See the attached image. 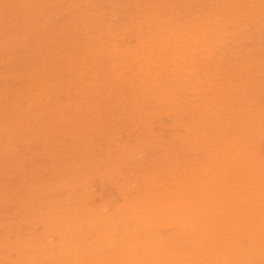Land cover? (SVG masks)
<instances>
[{"label":"rangeland","instance_id":"374dc122","mask_svg":"<svg viewBox=\"0 0 264 264\" xmlns=\"http://www.w3.org/2000/svg\"><path fill=\"white\" fill-rule=\"evenodd\" d=\"M208 1L210 3H208ZM236 1H240V2H236ZM229 2H230V4H229ZM233 2H236V3H233ZM248 3H249V5H248ZM50 4H51V6H50ZM168 4H169V6H168ZM219 4H220L221 8H219ZM232 4H233V6H231ZM236 5H237V7H235ZM157 7H159V8H157ZM256 8H257V11H256ZM219 9H220V11H219ZM258 9H260V10H258ZM169 11H171V12H169ZM242 12H244V13H242ZM259 12H261V13H259ZM238 13H239V15H238ZM145 14H147V15L145 16ZM248 14H250V15H248ZM211 16H212V18H211ZM218 16L219 17L221 16V18H219ZM149 17L150 18L152 17L153 19L152 18L150 19ZM215 17H218L219 19H217ZM45 19H47L48 21ZM149 19H150V21H149ZM136 20H139V21L136 22ZM153 20L156 22H154ZM142 21H143V23H141ZM179 21H181V22H179ZM205 21H207V23ZM209 21L212 23H208ZM215 21H218L220 23L223 21V23L218 26L217 25L218 22H215ZM145 23H147V24H145ZM181 23H184V24H181ZM215 23H216V25H215ZM208 24H211V25H208ZM41 25H42V27H41ZM200 28H202V29H200ZM211 28L214 29V31H212ZM145 29H146V31H145ZM178 29H179V31H178ZM139 30H141L142 32L140 31L139 33H137ZM187 30L190 34L187 32V35H186ZM199 30H201V31H199ZM205 30H206V32H204ZM58 31H60V32H58ZM182 31H184V32H182ZM221 31L223 32V34ZM229 31H231L233 33L229 32ZM103 32H105V33H103ZM176 32L179 34H177ZM134 33H136V35ZM227 33H228V35H227ZM224 34H226V35H224ZM154 35H155V37H154ZM203 35H204V37H203ZM245 35H246V37H245ZM163 36H165V37H163ZM92 37H94V38H92ZM166 37H167V39H166ZM205 37L206 38L208 37L207 39L210 41H208ZM160 38H161V40L159 41ZM162 38H163V40H162ZM180 38H183V39H180ZM186 38H187V40H186ZM191 38L193 39V41ZM196 38H197V40H195ZM224 39H226V40L222 41ZM103 40H105V41H103ZM152 40H153V42H152ZM167 40H168L167 43L169 45L166 44ZM201 40H202V42H201L202 44L199 43ZM101 41H102V43H101ZM218 41L219 42L221 41L223 43V45L219 46L221 42L219 43ZM234 41H236V42H234ZM160 43H162V44L160 45ZM233 43H234V45H233ZM149 44H152V45H149ZM205 44H206V46H205ZM144 45H146V46L143 47ZM165 45L168 48L164 47ZM202 45H203V48H205V47L209 48V49L206 48L208 51H206V50L203 51ZM174 46L176 47V50H175ZM209 46H212L213 48L212 47L210 48ZM37 47H39V48H37ZM98 47L99 48L102 47V48L99 49ZM125 47H127V48H125ZM153 47L154 48L157 47V48L153 49ZM183 47H184V49L186 48L185 52L182 50ZM199 47H201V48H199ZM256 47H258V48H256ZM111 48H115V49L111 50ZM147 48H148V50L150 49L151 54H150V52L148 53ZM196 48L198 50H196ZM214 48H217V49H214ZM179 49H180V52H178ZM192 49H194V50L192 51ZM234 49H237V51ZM115 50H117V51H115ZM142 50L144 52H141ZM106 51H108V52H106ZM126 51H128V53ZM133 52H134V54L132 55L131 53H133ZM175 52H176V54H175ZM192 52H194V53L192 54ZM208 52H210V53H208ZM212 52L216 56L212 55ZM189 53H190L189 56H191V57L193 56L192 58L188 56ZM200 53H202L204 57ZM152 54H154V55H152ZM170 54H171V56H170ZM172 54H174V55H172ZM205 54L207 56L209 54L212 56L210 58V55H209L208 56L209 58H208ZM136 55H139V56H136ZM147 55H149V57ZM156 55H158V56H156ZM179 55H180V58H179ZM182 55L185 56V57H183V59H182ZM197 55L199 57H197ZM255 56H257V57H255ZM124 57L126 58L127 61L125 60ZM135 57H137V58H135ZM216 57L219 58L220 60L217 59ZM117 58L120 61H118ZM190 58L192 59V61ZM212 58H213V61H211ZM240 58H242V59H240ZM177 59L178 60L180 59V61H178ZM185 59L186 60L189 59V61H191V62H189V61L187 62V61H185ZM195 59H197V61L193 62ZM215 59H217V60H215ZM205 60L207 63L205 62ZM134 61H136V62H134ZM263 61H264V0H152V1L151 0H17V1L16 0H0V151H1L0 152V227H1L0 228V247H1V249H0V264H10V263L11 264H29V263H31V264H82V263L90 264V263H93L92 262L93 260L96 263L97 258L100 259V256H102L106 259L109 255H110V257H108L107 260H108V262L111 261V263H113L116 261V259L118 258V255H119V252L117 255V250L119 251L120 250L119 248H121L123 250V246L126 247V245L128 244V241L130 244L134 241H137V240L144 241V240H147L148 238L151 239V241H154V239H155V241L153 243L157 242L158 239H159V241L163 240V242H160V243L162 245V248H164V249L167 248L165 250V252L169 256H175L179 253H182V252L184 253L186 251H191V253H194L195 252L194 250H196L197 248L201 249V247L203 245V250L198 249L199 251L198 250L196 251V252H200V254H201L207 249L206 247L210 248L208 246V243H206V242L208 241L210 243L211 239H209V238H213L212 240L215 241L216 245L218 246L219 253L220 254L222 253V255L225 251L227 253H228V251L232 252V250H233L232 248L233 247L235 248L233 250L234 251L233 253H231V252L229 253L231 256L233 254L232 257L229 255L231 257L230 261L232 262V263L231 262L229 263V261H228L229 264H244V263H247V264H257V263L258 264H264V258H263L264 257V255H263L264 254V238H263L264 237L263 236L264 235V228H263L264 227V222H263L264 221V216H263L264 215V207H263L264 206V204H263L264 203V196H262V195H264V192L262 191V190H264V186H263V184H264V178H263L264 177L263 176L264 171L262 172V170H264V162H262V161H264V129H263L264 128V119H263L264 118V63H263ZM144 62H147V63H144ZM173 62L175 64V66H174ZM140 63H142V64H140ZM126 64H129V65H126ZM153 64H154V67H153ZM198 64H199V66H198ZM247 64H250V65L248 66ZM118 65H120V66H118ZM132 65H133V67H132ZM166 65H167V67H166ZM178 65H181V66L179 67ZM206 65H208V66H206ZM216 65L218 66V68ZM240 65H241V67H240ZM100 66H102L101 69H100ZM172 66H174V68ZM176 66L178 67V69ZM185 66L187 67V71H188V69H190L188 71V72H190L189 74H187ZM201 66H203V67H201ZM242 66L243 67L247 66V68L244 67V69H241V68H243ZM112 67H114V68H112ZM148 67H150V68H148ZM162 67L164 69L165 68L166 69L163 70ZM170 67H172L174 70ZM144 68H146V69H144ZM161 68H162V70H161ZM194 68L196 70H194ZM214 68H215V70L213 71ZM250 68H251V71H249ZM191 69H193V70H191ZM112 70H113V72H111ZM142 70H145V71L142 72ZM179 70H180V72H179ZM202 70H203V74H205V76L207 74L208 76L204 77V75L202 74ZM78 71L81 73H78ZM120 71H122V72H120ZM136 71H138V72H136ZM170 71L174 72L175 75H174V73H171ZM204 71H205V73H204ZM123 72H124V74H123ZM182 72H183V74H182ZM191 72H193V73H191ZM194 73L197 75H195ZM211 73L214 75L211 76ZM114 74H116V75H114ZM198 74H199V76H198ZM215 74H216V76H215ZM228 74H229V76H228ZM187 75H189V76H187ZM221 75H222V77H221ZM252 75H253V77H252ZM124 77H126V78H124ZM196 77L201 78L199 80L200 82L202 80V77H204L206 80L210 79L211 82H209V80H208V83H206L205 79L203 78L204 83L202 81V83H203L202 84V83H199L197 81V79H195ZM172 78L174 80H172ZM211 78H213V79H211ZM227 78L230 82H228V80H226ZM79 79H80V81H79ZM119 80H120V82H119ZM130 80H132V81H130ZM154 80L156 82H154ZM194 80H196L198 82L197 86H199V87H197L195 85L196 81H194ZM217 80H218V82H217ZM239 80H241V81H239ZM186 82H188V83L186 84ZM214 82L215 83L217 82V83L214 84ZM86 83L88 84V87H87ZM69 84H71V85H69ZM192 84H194L197 89L200 88L199 90H201V91L200 92L197 91L195 86ZM212 84H214V85H212ZM54 85L55 86L57 85V86L55 87ZM188 85H189V87H186ZM191 85L195 89H193V87ZM208 85L211 86L212 88L209 87ZM219 85H221V86H219ZM228 85L229 86L233 85V86L229 87ZM49 86H50V88H49ZM92 86H94V87H92ZM205 86L207 88H209L208 90L206 89L207 91H205V88H206ZM215 86H216V88H215ZM53 87H54V89H53ZM76 88H78V89H76ZM203 88H204V90H202ZM230 88H232V89H230ZM50 89H52L53 91ZM66 89H68V90H66ZM188 89H189V91H188ZM190 89H192V90L190 91ZM211 89H213V90H211ZM241 89H243V90H241ZM247 89H249V90H247ZM87 90H90V91H87ZM162 90H164V91H162ZM257 90H258V92H257ZM37 91H38V93H36V94L38 96L36 94H34ZM166 91L167 92L169 91V92L167 93ZM228 91H229V93H228ZM251 91H253V92L251 93ZM171 92H173L172 95H171ZM210 92H211V96H210ZM201 93L203 95V97H201L202 99L199 98L200 96H202ZM28 95H30V96H28ZM165 95H167V96H165ZM190 95L194 98L193 99L190 98ZM164 96L167 97V100ZM170 96H172V97H170ZM208 96H209V99L206 100V97L208 98ZM220 96H221V98H220ZM31 97H33V98L31 99ZM162 97L165 98V100ZM85 98H87V99H85ZM177 98L178 99L181 98V100L179 101ZM237 98H238V101H236ZM159 99H160V101H159ZM183 99H185L184 102H182ZM78 100H80V101L82 100V101L78 102ZM200 100H201V102L202 101L203 102L200 103ZM87 101H89L90 103ZM172 101H174V102L172 103ZM211 101H214V103L216 102V104H214ZM226 101H227V103H226ZM193 102H197V106H199V107L195 106L197 108L192 109L194 106ZM204 102H205V104H204ZM26 103H27V105H26ZM210 103H211V105H210ZM225 103H226V108L224 107ZM70 104H72V105H70ZM202 104H204V105H202ZM239 104H241V105H239ZM30 105H32V106L30 107ZM169 105H170V107H169ZM171 105L172 106L177 105V106L172 107ZM208 105H210V107ZM79 106H80V108H79ZM180 106H181V109L180 108L178 109V107H180ZM221 106H222V108H220ZM236 106H238V107L236 108ZM64 108H65V110H63ZM216 108H217V110H216ZM257 108H258V110H257ZM174 109H175V111H173ZM184 109L186 110V112ZM203 109H205V110H203ZM208 109H209V112L211 110L210 113L206 112V111H208ZM35 110L37 111L36 112L37 114L34 112ZM39 110L41 112H39ZM193 110H195V111H193ZM235 111H236V113H235ZM26 112H27V114H26ZM51 112H53V113H51ZM216 112H218V113H216ZM43 113H44V115H43ZM56 113H58V114H56ZM260 113H262V114H260ZM208 114H210V115H208ZM33 115H34V117H33ZM192 115H194L195 118ZM188 117H190V119ZM236 118H239V119H236ZM195 119L196 120L198 119V120L196 121ZM221 119H222V122L224 121L223 123L221 121H219ZM226 119H227V121H226ZM259 119H261V120H259ZM29 120H31V121H29ZM51 120H53V121L51 122ZM184 120L187 122H184V123L181 122ZM189 120H192V121L190 122ZM215 120H217V121H215ZM209 121H210V123H209ZM257 121H258V123H257ZM169 122H171V123H169ZM177 122L179 123L180 128L178 127ZM236 122L238 123V125H236ZM242 122H244V123H242ZM50 123H51V126H50ZM190 123H191V126L194 125V127L187 126ZM203 123H204V125L205 124L206 125L204 126ZM216 123L218 125H216ZM182 124H184V125H182ZM182 126H184V127L182 128ZM172 127H173V129H171ZM196 127H197V129H196ZM238 127H240V129ZM174 128H176V129H174ZM193 128H195L196 130H194ZM246 128H248V129L246 130ZM192 129H193V132H192ZM222 129H224V130H222ZM178 130H179V132H178ZM189 130H191V131H189ZM239 130H241V133L239 132ZM244 130H246V133ZM259 130H260V132H259ZM42 131H44V133ZM194 131H195V134H194ZM50 133H51V135H50ZM182 133L184 135L187 134L184 136L185 140H183V134ZM192 133H193V135H192ZM177 134L180 137V138H178V140H176L178 137ZM179 134H182V136ZM188 134H190L191 136H189ZM125 135H126V138H125ZM172 135H173V137H172ZM195 135H196V137H195ZM229 135L231 137H228ZM234 135H235V137L237 136L236 139L234 138ZM192 136H194V138ZM174 137H175V139H174ZM211 137H212V140H211ZM195 138H196V141L193 143ZM136 139H138V141ZM240 139H242V140H240ZM243 139H245V140H243ZM151 140H153V141H151ZM179 140L180 141L182 140V142H180ZM226 140H228V141H226ZM185 141H186V143H185ZM205 142H206V144H205ZM144 143H146V145ZM85 144H87V145H85ZM122 145H123V147H122ZM193 145H195V146H193ZM196 145H198V146H196ZM241 145H243V146H241ZM232 146H235V147H232ZM180 147H182L183 149ZM242 147L244 148V150ZM166 149H168V150H166ZM189 149H190V151H189ZM237 149H239V150H237ZM173 150H174V152H173ZM220 150H222V151H220ZM224 150H225V153H229L232 151L235 153V150H236L237 154L234 155V153L232 152L233 154H230V156H231L230 157L229 154L227 155L224 153V156H223L222 154H223ZM241 150H242V155L240 152ZM50 151H54V152H52L53 155L51 153H49ZM176 151H177V153L174 154ZM212 151H213V154H214V157L216 158V160L218 161V159H219L218 162H216V160H214L213 156H210ZM160 152H161V154H159ZM218 152L221 155L218 154ZM249 152H250V154H248ZM163 153L165 156L163 155ZM245 154L246 155L248 154L247 156L248 157L250 156V157L248 158L247 156H245ZM106 155H108V156L106 157ZM225 155H227V159H228V157H230L228 161H227ZM236 155H238V156H236ZM239 155H240V158H239ZM175 156H176V158H175ZM255 156H256V158H255ZM252 157H254L253 160H252ZM174 158L176 161L173 160ZM209 158L211 159L212 162L214 161V163L210 162ZM231 158H233V159H231ZM250 158H251V160H250ZM259 158H260V160H259ZM68 159H70V160H68ZM223 159H224V162H227V163H224ZM67 160H68V162H67ZM73 160H74V162H73ZM161 160H163L164 164H162L163 162ZM238 160L240 161V164L243 162L241 164V167L239 165ZM247 160H249V162ZM169 161H171V162H169ZM179 161H180V163H179ZM220 162L222 163L221 167H220ZM245 162H246V164H245ZM132 163H134V164H132ZM176 163H177V165H176ZM208 163L211 165H209ZM251 163H252V165H251ZM143 164H145L146 166ZM158 164H159L160 168H157V167H159ZM169 164H170V166H169ZM173 164H174V166H177V167L175 168L173 166ZM204 164L207 165L206 167H207L208 171H206V169H205L206 167H204ZM247 164H248V168L245 167V166H247ZM183 165H184V167H183ZM198 165H200V166L198 167ZM261 165L263 167H260L261 168L260 169L259 166H261ZM162 166H163V168H162ZM196 166H197V168H196ZM237 166H238V168H236ZM49 167H51V168L53 167L55 169H53V168L51 169ZM56 167H57V169H56ZM203 167H204V169H203ZM181 168L183 170H181ZM198 168H199V170H198ZM225 168H227V169H225ZM241 168H243V169H241ZM256 168H257V171H256ZM148 169H149V172H148ZM161 169H162V171H161ZM177 169H178V171H177ZM221 169L223 170L224 174H223ZM245 169H247V170H245ZM248 169H249V172H248ZM251 169H253V170H251ZM179 170H181V171H179ZM226 170L228 172H230L229 175H228V172H225ZM250 170H251V172H250ZM241 171H242V174H241ZM255 171H256V174H254ZM159 172H160V174H159ZM177 172H178V174H177ZM203 172H205L206 175ZM214 172L216 175L218 173L219 174L222 173V174H220V175H222L221 176L222 178L219 175H217V179H216V175L215 174L213 175ZM155 173H157V174H155ZM165 173H167L168 176H167V174L165 175ZM252 173L254 174V176L253 175L250 176V174H252ZM170 174L172 176L174 174V176L172 177ZM207 174H208V176H207ZM225 174H227L228 177ZM151 175L153 176L152 178H151ZM177 175H178V177H177ZM203 175H205V176H203ZM212 175L214 178L210 177ZM224 175L227 179L224 177ZM154 176H157V177H154ZM190 176L193 177L194 179H192ZM194 176H198V177H194ZM232 176H233V180H232ZM234 176H235V178H234ZM236 176L238 177V180H237ZM149 177L151 179H149ZM159 177H160V180H162V181L165 179V182L164 181H163L164 183L161 182L159 180ZM252 177H253V179H252ZM260 177H261V179H260ZM66 178H69V179H66ZM155 178L157 179L156 181H155ZM198 178L203 180V182H200V179H198ZM205 178H207V179L209 178L208 180H210V181H208ZM210 178H212V179H210ZM88 179H89V181H88ZM171 179H173V182L174 181L175 182L180 181L181 179L185 180V181L181 180V182L182 183L184 182L186 185L184 186V183L181 184V182H179V183L177 182V183L172 184V183H170V181L172 182ZM191 179H192V181H190ZM204 179H205V181H204ZM215 179H216V181L218 180L219 185L217 182L215 183ZM234 179H236V180H234ZM256 179H258V180H256ZM151 180L154 182L151 183L152 182ZM167 181H169V182H167ZM196 181H197V184L195 183ZM220 181H221V183H220ZM127 182H128V184H127ZM204 182H205V185H204ZM237 182L238 183L240 182L239 185ZM257 182H258V184H256ZM150 183L152 185L154 183L157 185L154 184L153 187H151ZM190 183L192 184V186ZM166 184H167V186H165ZM175 184H176V187H175ZM222 184H225L227 186L230 184L231 188L232 187L233 188L231 189L230 186H228L229 187L228 188L225 185H223L224 186L223 187ZM82 186H84V187H82ZM131 186L133 189L131 188ZM147 186H149V187H147ZM154 186L156 189H154ZM168 186H170V187H168ZM189 186H191V187H189ZM194 186H195V188H194ZM218 186H220V187L222 186L221 189ZM242 186H243V188H242ZM75 187H76V189H75ZM145 187H146V189H149V191L146 190ZM164 187H167L165 192L163 191ZM173 187H175V188H173ZM217 187H218V189H217ZM225 187H226V190L222 191V189H224ZM262 187H263V189H262ZM157 188H159V189H157ZM160 188H162V189H160ZM198 188H199V190H198ZM227 188H228V190H227ZM255 188H257V189H255ZM73 189H75L76 191ZM229 189L233 190V191H230ZM234 189H236V190H234ZM153 190L154 191L156 190V192H158V193H156V192L154 193ZM158 190H160V191H158ZM173 190H176L177 193H178V191H180L179 193H181V194L178 193L179 194L178 195L175 191V195H174V193H171V191L174 192ZM195 190H198V191H195ZM259 190H260V192H259ZM184 191H186V192L184 193ZM191 191H193L194 193ZM208 191H211L212 193L208 192ZM217 191H219V192L217 193ZM122 192H123V194H122ZM159 192H162V193H159ZM227 192H229L228 195H227ZM209 193L211 194V196ZM233 193H234V195H233ZM140 194L142 197L140 196ZM154 194L156 197L152 196ZM159 194H160V196H159ZM162 194H164L163 199L161 197ZM166 194H168L167 197L169 198V201H168L167 197H166V199H164ZM176 194L178 196H180V197H178L180 200H178ZM182 194L184 197L182 196ZM212 194L214 196L216 195L215 199L213 198L214 196ZM258 194L260 197L258 196ZM157 195L159 196V198ZM190 195H193V196L191 197ZM149 196H150L151 200H150V198H148V200L146 199ZM198 196H201V198L200 197L198 198ZM208 196H210L209 197L210 199L212 197L211 200H213L215 202L210 201ZM242 196H244V197H242ZM246 196H248V198ZM32 197H34L35 200ZM154 197L156 198V200H154L156 202H157V200L162 199L161 201H158L159 203L155 202L158 205L161 203H164V205L166 203L168 205H170V204H172V201H174V200L175 201H174V204H172L171 206L167 207L166 209L164 208L163 210H161L164 206H157L156 204H153L154 207L148 206L150 202H151L150 204H152L154 202L152 200V198H154ZM223 197L226 199H224ZM256 197H258L259 199L261 198V199L259 200ZM188 198H191V199L188 200ZM251 198H252V200H251ZM253 198H254V200H253ZM144 199H145L146 203H143V202H145ZM197 199H199V200H197ZM201 199H202L201 203H203L205 201L203 205L207 204L206 203L207 200L210 203L214 204L213 205V204H210L208 202V205H207L208 207L207 206L205 207V210H206L207 208L209 209L210 207L213 208L215 206L213 208V210L211 208L212 212L211 211L209 212L208 209H207V211L203 210V213L199 217H197V216L195 217L194 216V215H196L195 212H192L194 215L193 214L191 215V211H195L193 209V207L195 208V206H192V209L190 208L188 211H186V210L184 211V209H182L186 205V203H188L187 201H190L191 203L196 204V206L197 205L203 206L201 203L197 204V202H200ZM229 199H230L231 203L229 202ZM243 199L247 200L248 202L246 203L245 200L242 201ZM33 200L38 205H36L34 202H31ZM61 200L64 202L63 204H66V206L62 205ZM132 200H134V202ZM192 200H194L195 202ZM216 200H218V201H216ZM238 200H239V202H238ZM122 201H123V203H122ZM218 202H220L221 205ZM233 202H234V205H233ZM256 202H258V203H256ZM134 203L137 205H135ZM223 203L224 204L228 203V204H226L224 207H221L222 205H224ZM252 203H254V204H252ZM112 204H114V206ZM251 204H252V206H251ZM257 204H259V205H257ZM34 205H36V207ZM123 205H125L127 207H125ZM155 205L158 208L157 207L155 208ZM180 205H181L180 209L183 210L182 212L180 211V209L178 207ZM209 205H210V207H209ZM219 205H220V207H219ZM227 205H229V206H227ZM237 205H239V206H237ZM226 206H227V208H226ZM245 206H246V208H244ZM257 206L260 207L262 210L260 208H258ZM152 207L154 209H156L157 214L162 211L161 213H163V215L162 216H159V214L155 215L156 214V213H154L155 210L154 209H152L153 211L151 210ZM217 207H219V208H217ZM232 207H233V209H232ZM76 208H78V209H76ZM141 208H143L144 210L142 209L143 210L142 211ZM159 208H161V209H159ZM172 208H173V210H171L169 212V210ZM203 208H204V206H203ZM255 208L256 209L258 208V209L256 210ZM72 209H73V211H71ZM75 209H76V211H74ZM117 209H119V211ZM138 209L140 211H137ZM145 209L147 210L146 211L147 214L145 213ZM175 209L176 210L178 209V211H176ZM215 209H217V211L219 209L223 210V211L219 210L220 213L217 214L218 212ZM254 209L256 211H258V210L259 211L256 212ZM131 210H132V212H131ZM150 210H151V212H149ZM167 210H168V212H167ZM238 210H239V212H238ZM246 210H247V212H246ZM250 210H251V213H250ZM99 211H101V212H99ZM115 211H118V212H115ZM214 211H216L217 213L215 214ZM18 212H19V214H18ZM177 212H180V213H177ZM186 212H188V213L186 214ZM221 212H223V213H221ZM224 212L226 214H224ZM115 213H116V215H115ZM161 213H160V215H161ZM204 213L206 215L202 216ZM254 213H257V214L259 213V215L254 214ZM71 214H72V217H71ZM141 214H143L144 217L145 218L147 217L148 219L146 218L147 219L146 220V219L142 218L143 215L140 218L138 215L141 216ZM152 214H154L153 217H152ZM173 214H175V215H173ZM183 214H184V216H183ZM113 215L115 217H113ZM136 215L139 217L140 220L138 218L135 219ZM145 215H147V216H145ZM214 215H215V217H214ZM217 215L219 216L218 218L220 219L219 221H221V222L217 221L218 220ZM128 216L130 217V219H128L129 218ZM173 216H175V217L177 216L178 218L177 217L175 218ZM185 216H186V218H185ZM206 216H208L207 217L208 219L206 218ZM224 216L225 217L227 216L228 219L225 218ZM256 216H258V217H256ZM261 216H263V217H261ZM78 217H80V218H78ZM151 217H152L151 221L154 222V224H152V225H151L152 222L150 221ZM172 217H173V219H172ZM192 217H195V218H192ZM201 217H203V218H201ZM241 217H242V219H241ZM163 218H166V219H163ZM179 218H181V219H179ZM232 218H233V220H232ZM237 218L241 219V220H238ZM77 219H78V221H77ZM112 219H114V220H112ZM141 219H142V221H141ZM168 219H169V221H168ZM177 219H179V220H177ZM185 219H187L186 223H189V221H190V223L186 224V226L190 225L192 222V224L189 227L187 226V229H186V227L183 226V224H182L183 227L181 226V223H183V222L185 223ZM75 220L77 222H75ZM107 220H109V221H107ZM173 220H176L175 222H177L179 224H177V225L174 224ZM215 220H216V222H215ZM228 220H229V222H228ZM230 220H232L233 222H231ZM13 221H15V222H13ZM145 221H147V222H145ZM207 221L208 222L210 221V222L208 223ZM257 221H259V223ZM60 222L63 223V225H62L63 227L61 226ZM94 222H96L97 225ZM157 222H158V224H159V222L161 224L158 225ZM241 222H242V224H241ZM255 222H257V223H255ZM9 223H10V225H9ZM58 223H60V224H58ZM112 223H114V224H112ZM126 223H127V226L130 224V227L126 228ZM198 223H199V225H198ZM212 223L213 224L216 223L217 226L219 224L220 225H219V227H216V225L215 224L213 225ZM227 223H229V224H227ZM243 223H244V225H243ZM147 224L151 225L152 229ZM222 224L224 225V227ZM237 224H239L240 226ZM106 225L107 226L109 225L108 229H107ZM131 225H132V227H131ZM156 225H158V226H156ZM167 225H170V226H167ZM257 225H259V226H257ZM114 226H115V228H114ZM146 226H148V228ZM238 226H239V228L241 227L242 230L238 229ZM261 226H263V227H261ZM109 227H111L112 229ZM258 227L261 229H258ZM74 228L76 229L75 231H74ZM96 228H97V230H94ZM130 228H132V229H130ZM190 228H191V230H190ZM210 228L211 229L214 228V229L210 230ZM59 229H61L62 231ZM227 229H228V232H227ZM29 230H30V232H29ZM185 230H186V232H185ZM187 230H190V231L187 232ZM246 230H249V231L246 232ZM255 230H257V233ZM105 231L109 233L108 234L109 236H106L107 234ZM111 231H113V232H111ZM172 231H173V233H172ZM221 231H222V233H221ZM260 231H262V232H260ZM91 232H93V233H91ZM151 232H156L157 234L156 233L153 234ZM223 232H225L226 234ZM74 233H76V234L74 235ZM136 233H137V235H136ZM110 234H112V235L110 236ZM219 234H220V236H218ZM248 234L249 235L254 234V235L248 236ZM89 235L91 237H89ZM135 235H136V237H135ZM150 235L151 236L155 235L154 237L152 236V238H154V239H152ZM157 235L160 237H157ZM167 235H170L169 238ZM44 236H46L45 238L49 239V241L48 240L46 241ZM69 236L72 238H69ZM102 236L104 237V239L102 238ZM181 236L183 238H181ZM30 237H31V239H30ZM107 237H108V239H107ZM85 238H87V240ZM88 238H89V240H88ZM134 238H136V239H134ZM232 238H234V239H232ZM259 238L261 239L260 241H259ZM71 239H72V241H71ZM105 239H107L111 242L108 241V243L106 242L107 244H105ZM168 239H169V241H168ZM196 239H197V241H196ZM216 240H218V241H216ZM32 241H33V243H32ZM70 241L74 242L75 245H77V246H75L74 243H73V245H71L72 243L70 244ZM159 241H158V243H159ZM198 241L203 242V243H200V242L198 243ZM219 241H220V243L222 241V243L221 244L218 243ZM229 241L231 243H228ZM253 241H255V242H253ZM91 242L92 243L94 242L95 245L91 244ZM113 242H114V244H112ZM47 243H49V244H47ZM58 243H60V244H58ZM103 243H104V245H103ZM1 244H3V245H1ZM57 244H58V246H57ZM182 244H183V246H182ZM198 244H200V245H198ZM229 244L230 245L232 244L233 246L232 245L230 246ZM236 244H238V245H236ZM226 245H228L229 247ZM221 246H222V248H221ZM223 246H225V247H223ZM254 246L256 247V249ZM91 247L94 249L90 250ZM262 247H263V249H261ZM75 248H77V249H75ZM170 248H172L173 250ZM78 249L80 251H78ZM226 249H228V250H226ZM245 250H246L245 253H247L248 255L247 254L245 255V253H244ZM248 250H249V252H248ZM168 252H169V254H168ZM226 252L224 253V255L227 254ZM105 254H107V255H105ZM112 254H113V256H112ZM238 255L241 258H239ZM242 256H245V257H242ZM84 257H86V258L83 259ZM102 257H101V259L105 260ZM69 258H70V260H68ZM81 258H82V260H81ZM232 258H234V261ZM33 260H34V262H33ZM90 260H91V262H90ZM174 260L176 261L177 259H174ZM174 260H172V261L175 264ZM85 261L87 263H85ZM252 261H253V263H251Z\"/></svg>","mask_w":264,"mask_h":264},{"label":"bare ground","instance_id":"6f19581e","mask_svg":"<svg viewBox=\"0 0 264 264\" xmlns=\"http://www.w3.org/2000/svg\"><path fill=\"white\" fill-rule=\"evenodd\" d=\"M16 1H17V0H16ZM151 1H152V0H151ZM82 2H83V1H82ZM172 2H173V1H172ZM223 2H224V1H223ZM236 2H240V1H236ZM236 2H233V3H236ZM258 2H259V1H258ZM22 3H23V2H22ZM208 3H210V2L208 1ZM249 3H250V2H249ZM249 3H248V5H249ZM255 3H256V2H255ZM114 4H115V3H114ZM149 4H150V3H149ZM226 4H227V3H226ZM229 4H230V2H229ZM261 4H262V3H261ZM164 5H165V4H164ZM48 6H49V5H48ZM50 6H51V4H50ZM168 6H169V4H168ZM172 6H173V5H172ZM172 6H171V7H172ZM227 6H228V5H227ZM229 6H230V5H229ZM231 6H233V4H232ZM154 7H155V6H154ZM165 7H166V6H165ZM224 7H225V6H224ZM224 7H223V8H224ZM235 7H237V5H236ZM239 7H240V6H239ZM242 7H243V6H242ZM254 7H255V6H254ZM47 8H48V7H47ZM150 8H151V7H150ZM157 8H159V7H157ZM181 8H182V7H181ZM219 8H221V7H220V4H219ZM260 8H261V7H260ZM24 9H25V8H24ZM160 9H161V8H160ZM177 9H178V8H177ZM179 9H180V8H179ZM227 9H228V8H227ZM227 9H226V10H227ZM243 9H244V8H243ZM209 10H210V9H209ZM214 10H215V9H214ZM246 10H247V9H246ZM258 10H260V9H258ZM261 10H262V9H261ZM172 11H173V10H172ZM175 11H176V10H175ZM219 11H220V9H219ZM221 11H222V10H221ZM227 11H228V10H227ZM242 11H243V10H242ZM256 11H257V8H256ZM153 12H154V11H153ZM169 12H171V11H169ZM27 13H28V12H27ZM205 13H206V12H205ZM220 13H221V12H220ZM242 13H244V12H242ZM259 13H261V12H259ZM259 13H258V14H259ZM153 14H154V13H153ZM214 14H215V13H214ZM254 14H255V13H254ZM55 15H56V14H55ZM146 15H147V14H145V16H146ZM151 15H152V14H151ZM155 15H156V14H155ZM204 15H205V14H204ZM238 15H239V13H238ZM248 15H250V14H248ZM260 15H261V14H260ZM145 16H144V17H145ZM213 16H214V15H213ZM216 16H217V15H216ZM152 17H153V16H152ZM152 17H151V18H152ZM172 17H173V16H172ZM196 17H197V16H196ZM218 17H219V16H218ZM218 17H215V18H217V19L221 18V16H220L219 18H218ZM48 18H49V17H48ZM54 18H55V17H54ZM149 18H150V17H149ZM151 18H150V19H151ZM194 18H195V17H194ZM211 18H212V16H211ZM226 18H227V17H226ZM230 18H231V17H230ZM243 18H244V17H243ZM49 19H50V18H49ZM150 19H149V21H150ZM152 19H153V18H152ZM160 19H161V18H160ZM169 19H170V18H169ZM213 19H214V18H213ZM233 19H234V18H233ZM238 19H239V18H238ZM252 19H253V18H252ZM45 20H47V19H45ZM63 20H64V19H63ZM134 20H135V19H134ZM154 20H155V19H154ZM154 20H153V21H154ZM200 20H201V19H200ZM221 20H222V19H221ZM47 21H48V20H47ZM137 21H139V20H136V22H137ZM151 21H152V20H151ZM201 21H202V20H201ZM210 21H211V20H210ZM210 21H209L208 23H212V22H210ZM212 21H213V20H212ZM154 22H156V21H154ZM159 22H160V21H159ZM159 22H158V23H159ZM179 22H181V21H179ZM205 22L207 23V21H205ZM215 22H218V21H215ZM229 22H230V21H229ZM231 22H232V21H231ZM251 22H252V21H251ZM258 22H259V21H258ZM43 23H44V22H43ZM141 23H143V21H142ZM149 23H150V22H149ZM192 23H193V22H192ZM196 23H197V22H196ZM222 23H223V21H222L221 23L218 22L217 25L219 26V25L222 24ZM242 23H243V22H242ZM67 24H68V23H67ZM145 24H147V23H145ZM150 24H151V23H150ZM181 24H184V23H181ZM243 24H244V23H243ZM161 25H162V24H161ZM165 25H166V24H165ZM190 25H191V24H190ZM201 25H202V24H201ZM208 25H211V24H208ZM213 25H214V24H213ZM215 25H216V23H215ZM234 25H235V24H234ZM37 26H38V25H37ZM139 26H140V25H139ZM227 26H228V25H227ZM41 27H42V25H41ZM146 27H147V26H146ZM170 27H171V26H170ZM212 27H213V26H212ZM239 27H240V26H239ZM92 28H93V27H92ZM157 28H158V27H157ZM205 28H206V27H205ZM213 28H214V27H213ZM149 29H150V28H149ZM195 29H196V28H195ZM200 29H202V28H200ZM206 29H207V28H206ZM211 29H212V28H211ZM211 29H210V30H211ZM240 29H241V28H240ZM41 30H42V29H41ZM164 30H165V29H164ZM210 30H209V31H210ZM241 30H242V29H241ZM140 31H141V30H139L137 33H139ZM145 31H146V29H145ZM178 31H179V29H178ZM184 31H185V30H184ZM184 31H182V32H184ZM199 31H201V30H199ZM212 31H214V29H212ZM21 32H22V31H21ZM48 32H49V31H48ZM58 32H60V31H58ZM98 32H99V31H98ZM141 32H142V31H141ZM168 32H169V31H168ZM171 32H172V31H171ZM171 32H170V33H171ZM187 32H188V30L186 31V35H187ZM204 32H206V30H205ZM210 32H211V31H210ZM210 32H209V33H210ZM221 32H222V31H221ZM229 32H231V31H229ZM15 33H16V32H15ZM18 33H19V32H18ZM103 33H105V32H103ZM176 33H177V32H176ZM180 33H181V32H180ZM188 33H189V32H188ZM201 33H202V32H201ZM231 33H233V32H231ZM114 34H115V33H114ZM134 34L136 35V33H134ZM149 34H150V33H149ZM153 34H154V33H153ZM177 34H179V33H177ZM189 34H190V33H189ZM207 34H208V33H207ZM207 34H206V35H207ZM213 34H214V33H213ZM217 34H218V33H217ZM222 34H223V32H222ZM49 35H50V34H49ZM161 35H162V34H161ZM208 35H209V34H208ZM215 35H216V34H215ZM224 35H226V34H224ZM227 35H228V33H227ZM235 35H236V34H235ZM33 36H34V35H33ZM152 36H153V35H152ZM188 36H189V35H188ZM188 36H187V37H188ZM138 37H139V36H138ZM154 37H155V35H154ZM161 37H162V36H161ZM163 37H165V36H163ZM178 37H179V36H178ZM203 37H204V35H203ZM213 37H214V36H213ZM229 37H230V36H229ZM245 37H246V35H245ZM34 38H35V37H34ZM56 38H57V37H56ZM92 38H94V37H92ZM115 38H116V37H115ZM119 38H120V37H119ZM151 38H152V37H151ZM151 38H150V39H151ZM205 38H206V37H205ZM207 38H208V37H207ZM207 38H206V39H207ZM215 38H216V37H215ZM220 38H221V37H220ZM121 39H122V38H121ZM166 39H167V37H166ZM180 39H183V38H180ZM191 39H192V38H191ZM198 39H199V38H198ZM210 39H211V38H210ZM212 39H213V38H212ZM26 40H27V39H26ZM140 40H141V39H140ZM148 40H149V39H148ZM154 40H155V39H154ZM160 40H161V38L159 39V41H160ZM162 40H163V38H162ZM164 40H165V39H164ZM186 40H187V38H186ZM195 40H197V38H196ZM207 40H208V39H207ZM225 40H226V39H224V40H222V41H225ZM246 40H247V39H246ZM246 40H245V41H246ZM10 41H11V40H10ZM103 41H105V40H103ZM142 41H143V40H142ZM170 41H171V40H170ZM183 41H184V40H183ZM192 41H193V39H192ZM208 41H210V40H208ZM211 41H212V40H211ZM215 41H216V40H215ZM231 41H232V40H231ZM237 41H238V40H237ZM147 42H148V41H147ZM152 42H153V40H152ZM155 42H156V41H155ZM155 42H154V43H155ZM167 42H168V40L166 41V44H168ZM194 42H195V41H194ZM201 42H202V40H201L199 43H201ZM213 42H214V41H213ZM216 42H217V41H216ZM218 42H219V41H218ZM220 42H221V41H220ZM220 42H219V43H220ZM234 42H236V41H234ZM101 43H102V41H101ZM111 43H112V42H111ZM111 43H110V44H111ZM138 43H139V42H138ZM138 43H137V44H138ZM206 43H207V42H206ZM209 43H210V42H209ZM221 43H222V42H221ZM221 43H220L219 46L223 45V43H222V44H221ZM113 44H114V43H113ZM113 44H112V45H113ZM161 44H162V43H160V45H161ZM163 44H164V43H163ZM182 44H183V43H182ZM190 44H191V43H190ZM190 44H189V45H190ZM201 44H202V43H201ZM231 44H232V43H231ZM43 45H44V44H43ZM70 45H71V44H70ZM132 45H133V44H132ZM132 45H131V46H132ZM146 45H147V44H146ZM146 45H144L143 47H145ZM149 45H152V44H149ZM168 45H169V44H168ZM178 45H179V44H178ZM186 45H187V44H186ZM203 45H204V44H203ZM203 45H202V48H203ZM233 45H234V43H233ZM67 46H68V45H67ZM102 46H103V45H102ZM106 46H107V45H106ZM139 46H140V45H139ZM170 46H171V45H170ZM194 46H195V45H194ZM205 46H206V44H205ZM228 46H229V45H228ZM33 47H34V46H33ZM164 47H167V46L165 45ZM174 47H175V46H174ZM179 47H180V46H179ZM187 47H188V46H187ZM190 47H191V46H190ZM195 47H196V46H195ZM209 47L211 48L212 46H209ZM229 47H230V46H229ZM229 47H228V48H229ZM37 48H39V47H37ZM98 48H99V47H98ZM101 48H102V47H101ZM101 48H99V49H101ZM125 48H127V47H125ZM125 48H124V49H125ZM138 48H139V47H138ZM138 48H137V49H138ZM148 48H149V47H148ZM148 48H147V50H148ZM155 48H157V47H155ZM155 48L153 47V49H155ZM158 48H159V47H158ZM167 48H168V47H167ZM199 48H201V47H199ZM206 48H207V47L203 48V51H204V50L208 51L207 49H209V48H207V49H206ZM212 48H213V47H212ZM256 48H258V47H256ZM35 49H36V48H35ZM60 49H61V48H60ZM68 49H69V48H68ZM109 49H110V48H109ZM112 49H115V48H111V50H112ZM124 49H123V50H124ZM159 49H160V48H159ZM180 49H181V48H180ZM180 49H179L178 52H180ZM185 49H186V48H185ZM185 49H184V47H183L182 50L185 52ZM214 49H217V48H214ZM239 49H240V48H239ZM254 49H255V48H254ZM118 50H119V49H118ZM120 50H121V49H120ZM172 50H173V49H172ZM175 50H176V47H175ZM189 50H190V49H189ZM193 50H194V49H192V51H193ZM196 50H198V49L196 48ZM196 50H195V51H196ZM234 50L237 51V49H234ZM35 51H36V50H35ZM115 51H117V50H115ZM115 51H114V52H115ZM133 51H134V50H133ZM173 51H174V50H173ZM173 51H172V52H173ZM195 51H194V52H195ZM219 51H220V50H219ZM248 51H249V50H248ZM248 51H247V52H248ZM106 52H108V51H106ZM126 52L128 53V51H126ZM141 52H144V51L142 50ZM149 52H150V49L148 50V53H149ZM172 52H171V53H172ZM176 52H177V51H176ZM176 52H175V54H176ZM178 52H177V53H178ZM194 52H192V54H193ZM34 53H35V52H34ZM109 53H110V52H109ZM187 53H188V52H187ZM195 53H196V52H195ZM208 53H210V52H208ZM208 53H207V54H208ZM229 53H230V52H229ZM113 54H114V53H113ZM113 54H112V55H113ZM121 54H122V53H121ZM131 54L133 55L134 52L131 53ZM150 54H151V52H150ZM150 54H149V55H150ZM180 54H181V53H180ZM200 54H202V53H200ZM16 55H17V54H16ZM67 55H68V54H67ZM114 55H115V54H114ZM139 55H140V54H139ZM139 55H136V56H139ZM149 55H147V56L149 57ZM152 55H154V54H152ZM172 55H174V54H172ZM185 55H186V54H185ZM189 55H190V53L188 54V56H189ZM205 55H206V54H205ZM209 55H210V54H209ZM209 55H208V56H209ZM212 55H215V54H213V52H212ZM212 55H210V58H211ZM110 56H111V55H110ZM144 56H145V55H144ZM156 56H158V55H156ZM163 56H164V55H163ZM170 56H171V54H170ZM202 56H203V54H202ZM206 56H207V55H206ZM206 56H205V57H206ZM208 56H207V57H208ZM215 56H216V55H215ZM50 57H51V56H50ZM125 57H126V56H125ZM125 57H124V58H125ZM142 57H143V56H142ZM148 57H147V58H148ZM173 57H174V56H173ZM183 57H185V56L182 55V59H183ZM186 57H187V56H186ZM189 57H191V56H189ZM192 57H193V56H192ZM192 57H191V58H192ZM197 57H199V56L197 55ZM203 57H204V56H203ZM218 57H219V56H218ZM255 57H257V56H255ZM68 58H69V57H68ZM68 58H67V59H68ZM70 58H71V57H70ZM118 58H119V57H118ZM118 58H117V60H118ZM120 58H121V57H120ZM135 58H137V57H135ZM140 58H141V57H140ZM151 58H152V57H151ZM151 58H150V59H151ZM162 58H163V57H162ZM174 58H175V57H174ZM179 58H180V55H179ZM187 58H188V57H187ZM191 58H190V59H191ZM194 58H195V57H194ZM194 58H193V59H194ZM208 58H209V57H208ZM216 58H217V57H216ZM59 59H60V58H59ZM112 59H113V58H112ZM112 59H111V60H112ZM217 59H219V58H217ZM217 59H215V60H217ZM240 59H242V58H240ZM43 60H44V59H43ZM103 60H104V59H103ZM125 60H126V58H125ZM177 60H178V59H177ZM210 60H211V59H210ZM210 60H209V61H210ZM215 60H214V61H215ZM219 60H220V59H219ZM261 60H262V59H261ZM261 60H260V61H261ZM4 61H5V60H4ZM118 61H120V60H118ZM123 61H124V60H123ZM126 61H127V60H126ZM155 61H156V60H155ZM162 61H163V60H162ZM178 61H180V59H179ZM182 61H183V60H182ZM185 61L188 62L189 59H188V60L185 59ZM191 61H192V59H191ZM191 61H189V62H191ZM195 61H197V59H195L193 62H195ZM211 61H213V58H212ZM260 61H259V62H260ZM63 62H64V61H63ZM74 62H75V61H74ZM77 62H78V61H77ZM109 62H110V61H109ZM113 62H114V61H113ZM113 62H112V63H113ZM134 62H136V61H134ZM150 62H151V61H150ZM150 62H149V63H150ZM176 62H177V61H176ZM193 62H192V63H193ZM202 62H203V61H202ZM205 62H206V60H205ZM205 62H204V63H205ZM223 62H224V61H223ZM79 63H80V62H79ZM115 63H116V62H115ZM115 63H114V64H115ZM122 63H123V62H122ZM144 63H147V62H144ZM151 63H152V62H151ZM160 63H161V62H160ZM168 63H169V62H168ZM168 63H167V64H168ZM206 63H207V62H206ZM240 63H241V62H240ZM263 63H264V61H263ZM114 64H113V65H114ZM130 64H131V63H130ZM134 64H135V63H134ZM140 64H142V63H140ZM169 64H170V63H169ZM173 64H174V62H173ZM209 64H210V63H209ZM209 64H208V65H209ZM213 64H214V63H213ZM219 64H220V63H219ZM72 65H73V64H72ZM102 65H103V64H102ZM113 65H112V66H113ZM126 65H129V64H126ZM137 65H138V64H137ZM137 65H136V66H137ZM157 65H158V64H157ZM157 65H156V66H157ZM187 65H188V64H187ZM208 65H206V66H208ZM210 65H211V64H210ZM210 65H209V66H210ZM214 65H215V64H214ZM217 65H218V64H217ZM217 65H216V66H217ZM247 65L249 66L250 64H247ZM48 66H49V65H48ZM79 66H80V65H79ZM81 66H82V65H81ZM118 66H120V65H118ZM118 66H117V67H118ZM146 66H147V65H146ZM156 66H155V67H156ZM174 66H175V64H174ZM174 66H172V67L174 68ZM178 66L180 67L181 65H178ZM182 66H183V65H182ZM188 66H189V65H188ZM198 66H199V64H198ZM5 67H6V66H5ZM73 67H74V66H73ZM101 67H102V66H100V69H101ZM127 67H128V66H127ZM132 67H133V65H132ZM138 67H139V66H138ZM153 67H154V64H153ZM160 67H161V66H160ZM163 67H164V66H163ZM163 67H162V68H163ZM166 67H167V65H166ZM172 67H170V68H172ZM176 67H177V66H176ZM201 67H203V66H201ZM226 67H227V66H226ZM240 67H241V65H240ZM242 67H243V66H242ZM244 67H245V66H244ZM244 67L241 68V69H244ZM26 68H27V67H26ZM74 68H75V67H74ZM74 68H73V69H74ZM112 68H114V67H112ZM148 68H150V67H148ZM162 68H161V70H162ZM173 68H172V69H173ZM185 68H186V71H187V67H186V66H185ZM211 68H212V67H211ZM217 68H218V66H217ZM217 68H216V69H217ZM222 68H223V67H222ZM245 68H247V66H246ZM32 69H33V68H32ZM138 69H139V68H138ZM144 69H146V68H144ZM165 69H166V68H165ZM165 69L163 68V70H165ZM177 69H178V67H177ZM177 69H176V70H177ZM223 69H224V68H223ZM239 69H240V68H239ZM261 69H262V68H261ZM173 70H174V69H173ZM181 70H182V69H181ZM184 70H185V69H184ZM189 70H190V69H188V71H189ZM191 70H193V69H191ZM194 70H196V69L194 68ZM214 70H215V68L213 69V71H214ZM231 70H232V69H231ZM256 70H257V69H256ZM122 71H123V70H122ZM122 71H120V72H122ZM143 71H145V70H142V72H143ZM188 71H187V74L190 73V72H188ZM199 71H200V70H199ZM225 71H226V70H225ZM249 71H251V68H250ZM9 72H10V71H9ZM111 72H113V70H112ZM114 72H115V71H114ZM118 72H119V71H118ZM129 72H130V71H129ZM136 72H138V71H136ZM170 72H171V71H170ZM170 72H169V73H170ZM179 72H180V70H179ZM183 72H184V71H183ZM183 72H182V74H183ZM206 72H207V71H206ZM208 72H209V71H208ZM216 72H217V71H216ZM218 72H219V71H218ZM220 72H221V71H220ZM230 72H231V71H230ZM244 72H245V71H244ZM78 73H81V72L78 71ZM99 73H100V72H99ZM171 73H174V72H171ZM191 73H193V72H191ZM204 73H205V71H204ZM213 73H214V72H213ZM259 73H260V72H259ZM103 74H104V73H103ZM116 74H117V73H116ZM116 74H114V75H116ZM123 74H124V72H123ZM142 74H143V73H142ZM164 74H165V73H164ZM177 74H178V73H177ZM194 74H195V73H194ZM202 74H203V70H202ZM257 74H258V73H257ZM3 75H4V74H3ZM59 75H60V74H59ZM85 75H86V74H85ZM159 75H160V74H159ZM174 75H175V73H174ZM195 75H197V74H195ZM203 75H204V77L208 76L207 74H206V76H205V74H203ZM212 75H214V74L211 73V76H212ZM238 75H239V74H238ZM122 76H123V75H122ZM131 76H132V75H131ZM133 76H134V75H133ZM187 76H189V75H187ZM193 76H194V75H193ZM198 76H199V74H198ZM215 76H216V74H215ZM228 76H229V74H228ZM158 77H159V76H158ZM171 77H172V76H171ZM174 77H175V76H174ZM178 77H179V76H178ZM204 77H202L201 82L199 81L201 78L198 77V78H199V79H198V78L196 77L195 79H197V81H198L199 83H202V81H203V83H204V80H203ZM209 77H210V76H209ZM209 77H208V78H209ZM221 77H222V75H221ZM252 77H253V75H252ZM79 78H80V77H79ZM81 78H82V77H81ZM120 78H121V77H120ZM124 78H126V77H124ZM139 78H140V77H139ZM234 78H235V77H234ZM244 78H245V77H244ZM122 79H123V78H122ZM135 79H136V78H135ZM185 79H186V78H185ZM204 79H205V78H204ZM211 79H213V78H211ZM247 79H248V78H247ZM247 79H246V80H247ZM57 80H58V79H57ZM123 80H124V79H123ZM152 80H153V79H152ZM167 80H168V79H167ZM172 80H174V79L172 78ZM183 80H184V79H183ZM186 80H187V79H186ZM208 80H209V82H211L210 79H208ZM208 80L205 79L206 83H208ZM226 80H228V78H227ZM79 81H80V79H79ZM130 81H132V80H130ZM142 81H143V80H142ZM144 81H145V80H144ZM180 81H181V80H180ZM191 81H192V80H191ZM194 81H196V80H194ZM197 81H196V84H195L196 86H197V84H198ZM213 81H214V80H213ZM239 81H241V80H239ZM87 82H88V81H87ZM104 82H105V81H104ZM119 82H120V80H119ZM122 82H123V81H122ZM139 82H140V81H139ZM154 82H156V81L154 80ZM157 82H158V81H157ZM161 82H162V81H161ZM174 82H175V81H174ZM217 82H218V80H217ZM217 82H216V83H217ZM228 82H230V81L228 80ZM252 82H253V81H252ZM54 83H55V82H54ZM56 83H57V82H56ZM67 83H68V82H67ZM113 83H114V82H113ZM163 83H164V82H163ZM169 83H170V82H169ZM187 83H188V82H186V84H187ZM190 83H191V82H190ZM203 83H202V84H203ZM212 83H213V82H212ZM216 83L214 82V84H216ZM237 83H238V82H237ZM57 84H58V83H57ZM86 84H87V83H86ZM131 84H132V83H131ZM134 84H135V83H134ZM214 84H212V85H214ZM251 84H252V83H251ZM47 85H48V84H47ZM52 85H53V84H52ZM62 85H63V84H62ZM69 85H71V84H69ZM119 85H120V84H119ZM154 85H155V84H154ZM178 85H179V84H178ZM192 85H194V84H192ZM192 85H191V86H192ZM195 85H194V86H195ZM205 85H206V84H205ZM225 85H226V84H225ZM54 86H55V85H54ZM56 86H57V85H56ZM56 86H55V87H56ZM163 86H164V85H163ZM166 86H167V85H166ZM196 86H195V88H196ZM208 86H209V85H208ZM219 86H221V85H219ZM228 86H229V85H228ZM232 86H233V85H232ZM232 86H229V87H232ZM245 86H246V85H245ZM251 86H252V85H251ZM75 87H76V86H75ZM87 87H88V84H87ZM92 87H94V86H92ZM186 87H189V85L186 86ZM186 87H185V88H186ZM192 87H193V86H192ZM197 87H199V86H197ZM205 87H206V86H205ZM209 87H211V86H209ZM262 87H263V86H262ZM49 88H50V86H49ZM58 88H59V87H58ZM78 88H79V87H78ZM78 88H76V89H78ZM83 88H84V87H83ZM83 88H82V89H83ZM102 88H103V87H102ZM154 88H155V87H154ZM195 88L193 87V89H195ZM211 88H212V87H211ZM215 88H216V86H215ZM218 88H219V87H218ZM53 89H54V87H53ZM60 89H61V88H60ZM76 89H75V90H76ZM82 89H81V90H82ZM166 89H167V88H166ZM199 89H200V88H198V89L196 88V90L200 92L201 90H199ZM206 89L208 90L209 88L206 87V88H205V91H207ZM220 89H221V88H220ZM230 89H232V88H230ZM234 89H235V88H234ZM42 90H43V89H42ZM47 90H48V89H47ZM50 90H52V89H50ZM50 90H49V91H50ZM58 90H59V89H58ZM66 90H68V89H66ZM81 90H80V91H81ZM90 90H91V89H90ZM90 90H87V91H90ZM157 90H158V89H157ZM171 90H172V89H171ZM178 90H179V89H178ZM191 90H192V89H190V91H191ZM202 90H204V88H203ZM211 90H213V89H211ZM241 90H243V89H241ZM247 90H249V89H247ZM250 90H251V89H250ZM254 90H255V89H254ZM254 90H253V91H254ZM52 91H53V90H52ZM64 91H65V90H64ZM64 91H63V92H64ZM82 91H83V90H82ZM91 91H92V90H91ZM97 91H98V90H97ZM162 91H164V90H162ZM173 91H174V90H173ZM188 91H189V89H188ZM197 91H196V92H197ZM253 91H251V93H252ZM65 92H66V91H65ZM74 92H75V91H74ZM83 92H84V91H83ZM98 92H99V91H98ZM145 92H146V91H145ZM150 92H151V91H150ZM150 92H149V93H150ZM166 92H167V91H166ZM168 92H169V91H168ZM168 92H167V93H168ZM184 92H185V91H184ZM221 92H222V91H221ZM257 92H258V90H257ZM36 93H38V91L35 92L34 94H36ZM79 93H80V92H79ZM85 93H86V92H85ZM90 93H91V92H90ZM164 93H165V92H164ZM172 93H173V92H171V95H172ZM178 93H179V92H178ZM202 93H203V92H202ZM202 93H201V95H202ZM228 93H229V91H228ZM29 94H30V93H29ZM34 94H33V95H34ZM86 94H87V93H86ZM117 94H118V93H117ZM222 94H223V93H222ZM222 94H221V95H222ZM226 94H227V93H226ZM231 94H232V93H231ZM242 94H243V93H242ZM255 94H256V93H255ZM36 95H37V94H36ZM83 95H84V94H83ZM158 95H159V94H158ZM163 95H164V94H163ZM169 95H170V94H169ZM224 95H225V94H224ZM227 95H228V94H227ZM246 95H247V94H246ZM246 95H245V96H246ZM250 95H251V94H250ZM257 95H258V94H257ZM28 96H30V95H28ZM37 96H38V95H37ZM55 96H56V95H55ZM68 96H69V95H68ZM75 96H76V95H75ZM81 96H82V95H81ZM81 96H80V97H81ZM84 96H85V95H84ZM165 96H167V95H165ZM165 96H164V97H165ZM185 96H186V95H185ZM188 96H189V95H188ZM199 96H200V95H199ZM210 96H211V92H210ZM235 96H236V95H235ZM34 97H35V96H34ZM45 97H46V96H45ZM48 97H49V96H48ZM151 97H152V96H151ZM160 97H161V96H160ZM168 97H169V96H168ZM170 97H172V96H170ZM201 97H203V95L200 96L199 98H201ZM32 98H33V97H31V99H32ZM46 98H47V97H46ZM101 98H102V97H101ZM110 98H111V97H110ZM162 98H163V97H162ZM165 98H166V100H167V97H165ZM165 98H163V99L165 100ZM190 98L193 99L194 97H192V96L190 95ZM211 98H212V97H211ZM211 98H210V99H211ZM220 98H221V96H220ZM220 98H219V99H220ZM230 98H231V97H230ZM6 99H7V98H6ZM85 99H87V98H85ZM140 99H141V98H140ZM177 99H178V98H177ZM186 99H187V98H186ZM201 99H202V98H201ZM207 99H209V96H208V98L206 97V100H207ZM235 99H236V98H235ZM241 99H242V98H241ZM71 100H72V99H71ZM178 100L180 101L181 98L178 99ZM222 100H223V99H222ZM32 101H33V100H32ZM44 101H45V100H44ZM44 101H43V102H44ZM79 101H80V100H78V102H79ZM81 101H82V100H81ZM81 101H80V102H81ZM159 101H160V99H159ZM162 101H163V100H162ZM170 101H171V100H170ZM184 101H185V99H183L182 102H184ZM193 101H194V100H193ZM219 101H220V100H219ZM223 101H224V100H223ZM236 101H238V98H237ZM252 101H253V100H252ZM254 101H255V100H254ZM87 102H89V101H87ZM98 102H99V101H98ZM168 102H169V101H168ZM173 102H174V101H172V103H173ZM187 102H188V101H187ZM202 102H203V101H202ZM202 102H201V100H200V103H202ZM208 102H209V101H208ZM211 102L214 103V101H211ZM217 102H218V101H217ZM244 102H245V101H244ZM27 103H28V102H27ZM27 103H26V105H27ZM34 103H35V102H34ZM37 103H38V102H37ZM41 103H42V102H41ZM46 103H47V102H46ZM56 103H57V102H56ZM89 103H90V102H89ZM94 103H95V102H94ZM157 103H158V102H157ZM170 103H171V102H170ZM193 103H194V106H193L192 109H195V108L199 107V106H197V102H193ZM226 103H227V101H226ZM226 103H225V106H224L225 108H226ZM29 104H30V103H29ZM29 104H28V105H29ZM35 104H36V103H35ZM54 104H55V103H54ZM68 104H69V103H68ZM168 104H169V103H168ZM180 104H181V103H180ZM195 104H196V105H195ZM204 104H205V102H204ZM204 104H202V105H204ZM214 104H216V102H215ZM219 104H220V103H219ZM254 104H255V103H254ZM38 105H39V104H38ZM38 105H37V106H38ZM70 105H72V104H70ZM177 105H178V104H177ZM177 105H174V106H177ZM186 105H187V104H186ZM206 105H207V104H206ZM210 105H211V103H210ZM210 105H208V106L210 107ZM223 105H224V104H223ZM239 105H241V104H239ZM257 105H258V104H257ZM31 106H32V105H30V107H31ZM63 106H64V105H63ZM80 106H81V105H80ZM80 106H79V108H80ZM82 106H83V105H82ZM96 106H97V105H96ZM138 106H139V105H138ZM161 106H162V105H161ZM171 106H172V105H171ZM174 106H172V107H174ZM191 106H192V105H191ZM195 106H197V107H195ZM219 106H220V105H219ZM35 107H36V106H35ZM47 107H48V106H47ZM55 107H56V106H55ZM164 107H165V106H164ZM169 107H170V105H169ZM182 107H183V106H182ZM201 107H202V106H201ZM206 107H207V106H206ZM237 107H238V106H236V108H237ZM26 108H27V107H26ZM49 108H50V107H49ZM75 108H76V107H75ZM100 108H101V107H100ZM128 108H129V107H128ZM166 108H167V107H166ZM179 108L181 109V106L178 107V109H179ZM207 108H208V107H207ZM214 108H215V107H214ZM220 108H222V106H221ZM252 108H253V107H252ZM252 108H251V109H252ZM27 109H28V108H27ZM30 109H31V108H30ZM37 109H38V108H37ZM176 109H177V108H176ZM178 109H177V110H178ZM205 109H206V108H205ZM205 109H203V110H205ZM223 109H224V108H223ZM20 110H21V109H20ZM23 110H24V109H23ZM40 110H41V109H40ZM40 110H39V112H41ZM54 110H55V109H54ZM63 110H65V108H64ZM93 110H94V109H93ZM162 110H163V109H162ZM162 110H161V111H162ZM169 110H170V109H169ZM184 110H185V109H184ZM184 110H183V111H184ZM216 110H217V108H216ZM221 110H222V109H221ZM237 110H238V109H237ZM257 110H258V108H257ZM42 111H43V110H42ZM68 111H69V110H68ZM68 111H67V112H68ZM79 111H80V110H79ZM79 111H78V112H79ZM98 111H99V110H98ZM161 111H160V112H161ZM166 111H167V110H166ZM171 111H172V110H171ZM173 111H175V109H174ZM173 111H172V112H173ZM193 111H195V110H193ZM200 111H201V110H200ZM212 111H213V110H212ZM241 111H242V110H241ZM241 111H240V112H241ZM243 111H244V110H243ZM255 111H256V110H255ZM31 112H32V111H31ZM34 112L36 113L37 111L35 110ZM90 112H91V111H90ZM185 112H186V110H185ZM206 112H209V109H208V111H206ZM210 112H211V110H210ZM210 112H209V113H210ZM230 112H231V111H230ZM240 112H239V113H240ZM51 113H53V112H51ZM61 113H62V112H61ZM80 113H81V112H80ZM80 113H79V114H80ZM157 113H158V112H157ZM167 113H168V112H167ZM170 113H171V112H170ZM204 113H205V112H204ZM216 113H218V112H216ZM216 113H215V114H216ZM235 113H236V111H235ZM252 113H253V112H252ZM26 114H27V112H26ZM31 114H32V113H31ZM36 114H37V113H36ZM36 114H35V115H36ZM56 114H58V113H56ZM62 114H63V113H62ZM66 114H67V113H66ZM79 114H78V115H79ZM85 114H86V113H85ZM154 114H155V113H154ZM154 114H153V115H154ZM172 114H173V113H172ZM194 114H195V113H194ZM206 114H207V113H206ZM230 114H231V113H230ZM260 114H262V113H260ZM43 115H44V113H43ZM69 115H70V114H69ZM80 115H81V114H80ZM127 115H128V114H127ZM143 115H144V114H143ZM175 115H176V114H175ZM203 115H204V114H203ZM208 115H210V114H208ZM228 115H229V114H228ZM249 115H250V114H249ZM48 116H49V115H48ZM53 116H54V115H53ZM60 116H61V115H60ZM192 116L194 117V115H192ZM199 116H200V115H199ZM199 116H198V117H199ZM206 116H207V115H206ZM238 116H239V115H238ZM240 116H241V115H240ZM33 117H34V115H33ZM35 117H36V116H35ZM70 117H71V116H70ZM203 117H204V116H203ZM208 117H209V116H208ZM218 117H219V116H218ZM231 117H232V116H231ZM246 117H247V116H246ZM23 118H24V117H23ZM28 118H29V117H28ZM49 118H50V117H49ZM56 118H57V117H56ZM89 118H90V117H89ZM107 118H108V117H107ZM171 118H172V117H171ZM179 118H180V117H179ZM188 118L190 119V117H188ZM194 118H195V117H194ZM251 118H252V117H251ZM253 118H254V117H253ZM35 119H36V118H35ZM53 119H54V118H53ZM191 119H192V118H191ZM201 119H202V118H201ZM203 119H204V118H203ZM236 119H239V118H236ZM256 119H257V118H256ZM263 119H264V118H263ZM100 120H101V119H100ZM140 120H141V119H140ZM151 120H152V119H151ZM195 120H196V119H195ZM197 120H198V119H197ZM197 120H196V121H197ZM208 120H209V119H208ZM259 120H261V119H259ZM29 121H31V120H29ZM41 121H42V120H41ZM52 121H53V120H51V122H52ZM68 121H69V120H68ZM179 121H180V120H179ZM179 121H178V122H179ZM189 121L191 122L192 120H189ZM215 121H217V120H215ZM219 121L222 122V119L219 120ZM226 121H227V119H226ZM244 121H245V120H244ZM36 122H37V121H36ZM39 122H40V121H39ZM66 122H67V121H66ZM103 122H104V121H103ZM173 122H174V121H173ZM178 122H177V124H178V127L180 128V126H179V123H180V122H179V123H178ZM181 122L184 123V122H187V121L184 120V121H181ZM193 122H194V121H193ZM199 122H200V121H199ZM223 122H224V121H223ZM223 122H222V123H223ZM228 122H229V121H228ZM240 122H241V121H240ZM120 123H121V122H120ZM169 123H171V122H169ZM209 123H210V121H209ZM225 123H226V122H225ZM225 123H224V124H225ZM231 123H232V122H231ZM234 123H235V122H234ZM242 123H244V122H242ZM245 123H246V122H245ZM249 123H250V122H249ZM257 123H258V121H257ZM96 124H97V123H96ZM172 124H173V123H172ZM207 124H208V123H207ZM66 125H67V124H66ZM182 125H184V124H182ZM195 125H196V124H195ZM203 125H204V123H203ZM205 125H206V124H205ZM205 125H204V126H205ZM216 125H218V124L216 123ZM228 125H229V124H228ZM236 125H238L237 122H236ZM241 125H242V124H241ZM241 125H240V126H241ZM50 126H51V123H50ZM64 126H65V125H64ZM64 126H63V127H64ZM143 126H144V125H143ZM187 126L194 127V125L191 126V123H190L189 125H187ZM212 126H213V125H212ZM225 126H226V125H225ZM244 126H245V125H244ZM250 126H251V125H250ZM256 126H257V125H256ZM52 127H53V126H52ZM69 127H70V126H69ZM121 127H122V126H121ZM169 127H170V126H169ZM183 127H184V126H182V128H183ZM185 127H186V126H185ZM215 127H216V126H215ZM231 127H232V126H231ZM233 127H234V126H233ZM241 127H242V126H241ZM257 127H258V126H257ZM27 128H28V127H27ZM101 128H102V127H101ZM198 128H199V127H198ZM201 128H202V127H201ZM207 128H208V127H207ZM219 128H220V127H219ZM226 128H227V127H226ZM238 128L240 129V127H238ZM261 128H262V127H261ZM12 129H13V128H12ZM98 129H99V128H98ZM123 129H124V128H123ZM171 129H173V127H172ZM174 129H176V128H174ZM193 129L196 130L197 127H196V129H195V128H193ZM193 129H192V132H193ZM232 129H233V128H232ZM247 129H248V128H246V130H247ZM263 129H264V128H263ZM38 130H39V129H38ZM120 130H121V129H120ZM133 130H134V129H133ZM150 130H151V129H150ZM222 130H224V129H222ZM234 130H235V129H234ZM246 130H244L245 133H246ZM180 131H181V130H180ZM185 131H186V130H185ZM185 131H184V132H185ZM189 131H191V130H189ZM209 131H210V130H209ZM211 131H212V130H211ZM42 132L44 133V131H42ZM60 132H61V131H60ZM132 132H133V131H132ZM171 132H172V131H171ZM171 132H170V133H171ZM178 132H179V130H178ZM184 132H183V133H184ZM199 132H200V131H199ZM222 132H223V131H222ZM236 132H237V131H236ZM239 132L241 133V130H239ZM259 132H260V130H259ZM261 132H262V131H261ZM31 133H32V132H31ZM54 133H55V132H54ZM126 133H127V132H126ZM183 133H182V134H183ZM204 133H205V132H204ZM214 133H215V132H214ZM237 133H238V132H237ZM243 133H244V132H243ZM243 133H242V134H243ZM252 133H253V132H252ZM48 134H49V133H48ZM182 134H179V135L182 136ZM194 134H195V131H194ZM201 134H202V133H201ZM229 134H230V133H229ZM231 134H232V133H231ZM50 135H51V133H50ZM50 135H49V136H50ZM115 135H116V134H115ZM141 135H142V134H141ZM185 135H187V134H185ZM185 135L183 134V140H185V139H184V138H185V137H184ZM188 135L191 136L190 134H188ZM192 135H193V133H192ZM198 135H199V134H198ZM203 135H204V134H203ZM223 135H224V134H223ZM261 135H262V134H261ZM174 136H175V135H174ZM177 136H178V134H177ZM189 136H188V137H189ZM216 136H217V135H216ZM218 136H219V135H218ZM224 136H225V135H224ZM224 136H223V137H224ZM232 136H233V135H232ZM44 137H45V136H44ZM47 137H48V136H47ZM80 137H81V136H80ZM149 137H150V136H149ZM172 137H173V135H172ZM192 137L194 138V136H192ZM195 137H196V135H195ZM209 137H210V136H209ZM228 137H231V136L229 135ZM236 137H237V136H236ZM236 137H235V135H234V138H235V139H236ZM125 138H126V135H125ZM154 138H155V137H154ZM178 138H180V137L178 136L176 140H178ZM203 138H204V137H203ZM234 138H233V139H234ZM61 139H62V138H61ZM138 139H139V138H138ZM138 139H136V140L138 141ZM151 139H152V138H151ZM174 139H175V137H174ZM199 139H200V138H199ZM206 139H207V138H206ZM229 139H230V138H229ZM235 139H234V140H235ZM246 139H247V138H246ZM89 140H90V139H89ZM115 140H116V139H115ZM211 140H212V137H211ZM240 140H242V139H240ZM243 140H245V139H243ZM151 141H153V140H151ZM179 141H180V140H179ZM187 141H188V140H187ZM195 141H196V138L194 139L193 143H194ZM222 141H223V140H222ZM226 141H228V140H226ZM237 141H238V140H237ZM180 142H182V140H181ZM231 142H232V141H231ZM239 142H240V141H239ZM241 142H242V141H241ZM31 143H32V142H31ZM84 143H85V142H84ZM84 143H83V144H84ZM88 143H89V142H88ZM185 143H186V141H185ZM189 143H190V142H189ZM191 143H192V142H191ZM211 143H212V142H211ZM220 143H221V142H220ZM225 143H226V142H225ZM242 143H243V142H242ZM92 144H93V143H92ZM99 144H100V143H99ZM116 144H117V143H116ZM142 144H143V143H142ZM144 144L146 145V143H144ZM176 144H177V143H176ZM181 144H182V143H181ZM196 144H197V143H196ZM205 144H206V142H205ZM226 144H227V143H226ZM226 144H225V145H226ZM229 144H230V143H229ZM232 144H233V143H232ZM85 145H87V144H85ZM123 145H124V144H123ZM123 145H122V147H123ZM199 145H200V144H199ZM201 145H202V144H201ZM220 145H221V144H220ZM230 145H231V144H230ZM233 145H234V144H233ZM54 146H55V145H54ZM193 146H195V145H193ZM196 146H198V145H196ZM227 146H228V145H227ZM241 146H243V145H241ZM200 147H201V146H200ZM225 147H226V146H225ZM232 147H235V146H232ZM244 147H245V146H244ZM142 148H143V147H142ZM169 148H170V147H169ZM180 148H182V147H180ZM211 148H212V147H211ZM227 148H228V147H227ZM242 148H243V147H242ZM245 148H246V147H245ZM140 149H141V148H140ZM182 149H183V148H182ZM186 149H187V148H186ZM207 149H208V148H207ZM213 149H214V148H213ZM216 149H217V148H216ZM224 149H225V148H224ZM85 150H86V149H85ZM113 150H114V149H113ZM127 150H128V149H127ZM129 150H130V149H129ZM166 150H168V149H166ZM204 150H205V149H204ZM218 150H219V149H218ZM225 150H226V149H225ZM225 150H224V152H223V154H222L223 156H224ZM233 150H234V149H233ZM237 150H239V149H237ZM243 150H244V148H243ZM24 151H25V150H24ZM103 151H104V150H103ZM177 151H178V150H177ZM177 151H176L174 154H176ZM189 151H190V149H189ZM191 151H192V150H191ZM208 151H209V150H208ZM220 151H222V150H220ZM245 151H246V150H245ZM251 151H252V150H251ZM0 152H1V151H0ZM52 152H54V151H50L49 153L52 154ZM123 152H124V151H123ZM137 152H138V151H137ZM173 152H174V150H173ZM210 152H211V151H210ZM232 152H233V151H232ZM232 152L225 153V154H227V155L229 154V156H230V154H233V153H234V152H233V153H232ZM240 152H241V155H242V150H241ZM240 152H239V153H240ZM254 152H255V151H254ZM27 153H28V152H27ZM30 153H31V152H30ZM30 153H29V154H30ZM169 153H170V152H169ZM184 153H185V152H184ZM54 154H55V153H54ZM117 154H118V153H117ZM131 154H132V153H131ZM141 154H142V153H141ZM159 154H161V152H160ZM201 154H202V153H201ZM212 154H213V151H212V153H211L210 156H213V157H214V154H213V155H212ZM215 154H216V153H215ZM218 154H220V153L218 152ZM235 154H237V153H236V150H235L234 155H235ZM248 154H250V152H249ZM248 154H247V155H248ZM252 154H253V153H252ZM52 155H53V154H52ZM83 155H84V154H83ZM86 155H87V154H86ZM109 155H110V154H109ZM127 155H128V154H127ZM139 155H140V154H139ZM163 155H164V153H163ZM184 155H185V154H184ZM203 155H204V154H203ZM220 155H221V154H220ZM227 155H225V156H226V159H227ZM247 155L245 154V156H247ZM33 156H34V155H33ZM107 156H108V155H106V157H107ZM133 156H134V155H133ZM133 156H132V157H133ZM164 156H165V155H164ZM215 156H216V155H215ZM218 156H219V155H218ZM232 156H233V155H232ZM236 156H238V155H236ZM13 157H14V156H13ZM111 157H112V156H111ZM132 157H131V158H132ZM153 157H154V156H153ZM170 157H171V156H170ZM193 157H194V156H193ZM198 157H199V156H198ZM207 157H208V156H207ZM216 157H217V156H216ZM230 157H231V156H230ZM230 157H228L227 161L229 160ZM234 157H235V156H234ZM234 157H233V158H234ZM247 157H248V156H247ZM249 157H250V156H249ZM249 157H248V158H249ZM31 158H32V157H31ZM51 158H52V157H51ZM71 158H72V157H71ZM71 158H70V159H71ZM81 158H82V157H81ZM83 158H84V157H83ZM175 158H176V156H175ZM175 158H174L173 160H175ZM195 158H196V157H195ZM210 158H211V157H210ZM210 158H209V159H210ZM220 158H221V157H220ZM233 158H231V159H233ZM239 158H240V155H239ZM245 158H246V157H245ZM253 158H254V157H252V160H253ZM255 158H256V156H255ZM26 159H27V158H26ZM70 159H68V160H70ZM124 159H125V158H124ZM138 159H139V158H138ZM151 159H152V158H151ZM159 159H160V158H159ZM165 159H166V158H165ZM188 159H189V158H188ZM231 159H230V160H231ZM242 159H243V158H242ZM47 160H48V159H47ZM68 160H67V162H68ZM128 160H129V159H128ZM157 160H158V159H157ZM166 160H167V159H166ZM170 160H171V159H170ZM214 160H216L215 157H214ZM240 160H241V159H240ZM250 160H251V158H250ZM259 160H260V158H259ZM56 161H57V160H56ZM123 161H124V160H123ZM153 161H154V160H153ZM159 161H160V160H159ZM161 161L163 162V160H161ZM171 161H172V160H171ZM171 161H169V162H171ZM175 161H176V160H175ZM218 161H219V159H218ZM218 161L216 160V162H218ZM236 161H237V160H236ZM247 161L249 162V160H247ZM52 162H53V161H52ZM54 162H55V161H54ZM73 162H74V160H73ZM125 162H126V161H125ZM127 162H128V161H127ZM140 162H141V161H140ZM142 162H143V161H142ZM145 162H146V161H145ZM157 162H158V161H157ZM167 162H168V161H167ZM177 162H178V161H177ZM181 162H182V161H181ZM210 162H212L211 159H210ZM223 162H224V159H223ZM238 162H239V165H240V167H241V164H242L243 162H242L241 164H240V161H239V160H238ZM254 162H255V161H254ZM262 162H264V161H262ZM71 163H72V162H71ZM92 163H93V162H92ZM143 163H144V162H143ZM146 163H147V162H146ZM146 163H145V164H146ZM154 163H155V162H154ZM179 163H180V161H179ZM192 163H193V162H192ZM212 163H214V161H213ZM224 163H227V162H224ZM224 163H223V164H224ZM48 164H49V163H48ZM76 164H77V163H76ZM115 164H116V163H115ZM132 164H134V163H132ZM145 164H143V165H145ZM148 164H149V163H148ZM162 164H164V162H163ZM208 164H209V163H208ZM218 164H219V163H218ZM218 164H217V165H218ZM221 164H222V163L220 162V167H221ZM233 164H234V163H233ZM245 164H246V162H245ZM73 165H74V164H73ZM111 165H112V164H111ZM151 165H152V164H151ZM176 165H177V163H176ZM186 165H187V164H186ZM209 165H211V164H209ZM215 165H216V164H215ZM215 165H214V166H215ZM226 165H227V164H226ZM226 165H225V166H226ZM229 165H230V164H229ZM231 165H232V164H231ZM243 165H244V164H243ZM251 165H252V163H251ZM23 166H24V165H23ZM50 166H51V165H50ZM123 166H124V165H123ZM137 166H138V165H137ZM145 166H146V165H145ZM149 166H150V165H149ZM158 166H159V164H158ZM169 166H170V164H169ZM169 166H168V167H169ZM173 166H174V164H173ZM199 166H200V165H198V167H199ZM206 166H207V165L204 164V167H206ZM232 166H233V165H232ZM235 166H236V165H235ZM21 167H22V166H21ZM174 167L176 168L177 166H174ZM183 167H184V165H183ZM192 167H193V166H192ZM204 167H203V169H204ZM208 167H209V166H208ZM210 167H211V166H210ZM233 167H234V166H233ZM233 167H232V168H233ZM245 167L248 168V164H247V166H245ZM260 167H263V166L261 165V166H259V168H260ZM43 168H44V167H43ZM49 168H51V167H49ZM52 168H53V167H52ZM52 168H51V169H52ZM65 168H66V167H65ZM105 168H106V167H105ZM157 168H160V166L157 167ZM162 168H163V166H162ZM196 168H197V166H196ZM216 168H217V167H216ZM234 168H235V167H234ZM236 168H238V166H237ZM253 168H254V167H253ZM53 169H55V168H53ZM56 169H57V167H56ZM59 169H60V168H59ZM75 169H76V168H75ZM97 169H98V168H97ZM102 169H103V168H102ZM117 169H118V168H117ZM136 169H137V168H136ZM153 169H154V168H153ZM164 169H165V168H164ZM184 169H185V168H184ZM200 169H201V168H200ZM205 169H206V171H208V170H207V167H206ZM219 169H220V168H219ZM225 169H227V168H225ZM225 169H224V170H225ZM229 169H230V168H229ZM241 169H243V168H241ZM249 169H250V168H249ZM249 169H248V172H249ZM260 169H261V168H260ZM108 170H109V169H108ZM156 170H157V169H156ZM158 170H159V169H158ZM171 170H172V169H171ZM181 170H183V169L181 168ZM181 170H179V171H181ZM193 170H194V169H193ZM196 170H197V169H196ZM198 170H199V168H198ZM201 170H202V169H201ZM215 170H216V169H215ZM221 170H222V169H221ZM221 170H220V171H221ZM234 170H235V169H234ZM236 170H237V169H236ZM245 170H247V169H245ZM251 170H253V169H251ZM251 170H250V172H251ZM16 171H17V170H16ZM46 171H47V170H46ZM61 171H62V170H61ZM74 171H75V170H74ZM125 171H126V170H125ZM159 171H160V170H159ZM161 171H162V169H161ZM177 171H178V169H177ZM189 171H190V170H189ZM204 171H205V170H204ZM220 171H219V172H220ZM238 171H239V170H238ZM256 171H257V168H256ZM256 171L254 172V174H256ZM258 171H259V170H258ZM263 171H264V170H262V172H263ZM27 172H28V171H27ZM102 172H103V171H102ZM112 172H113V171H112ZM148 172H149V169H148ZM148 172H147V173H148ZM171 172H172V171H171ZM183 172H184V171H183ZM210 172H211V171H210ZM222 172H223V170H222ZM225 172H228V171L226 170ZM260 172H261V171H260ZM108 173H109V172H108ZM142 173H143V172H142ZM147 173H146V174H147ZM153 173H154V172H153ZM172 173H173V172H172ZM203 173L206 175L205 172H203ZM203 173H202V174H203ZM208 173H209V172H208ZM229 173H230V172H228V175H229ZM235 173H236V172H235ZM100 174H101V173H100ZM140 174H141V173H140ZM155 174H157V173H155ZM155 174H154V175H155ZM159 174H160V172H159ZM163 174H164V173H163ZM166 174H167V173H165V175H166ZM177 174H178V172H177ZM179 174H180V173H179ZM189 174H190V173H189ZM200 174H201V173H200ZM214 174H215V172L213 173V175H214ZM220 174H222V173H220ZM220 174L218 173L217 175H219V176L221 177L222 175H220ZM223 174H224V172H223ZM241 174H242V171H241ZM254 174L252 173V174H250V176H251V175L254 176ZM263 174H264V173H263ZM170 175H171V174H170ZM180 175H181V174H180ZM205 175H203V176H205ZM213 175L210 176V177L214 178ZM215 175H216V174H215ZM217 175H216V179H217ZM225 175L228 177L227 174H225ZM225 175H224V177H225ZM234 175H235V174H234ZM66 176H67V175H66ZM109 176H110V175H109ZM128 176H129V175H128ZM146 176H147V175H146ZM167 176H168V174H167ZM171 176H172V175H171ZM173 176H174V174H173ZM173 176H172V177H173ZM192 176H193V175H192ZM207 176H208V174H207ZM241 176H242V175H241ZM247 176H248V175H247ZM259 176H260V175H259ZM263 176H264V175H263ZM263 176H262V177H263ZM50 177H51V176H50ZM58 177H59V176H58ZM62 177H63V176H62ZM84 177H85V176H84ZM152 177H153V176L151 175V178H152ZM154 177H157V176H154ZM160 177H161V176H160ZM160 177H159V180H160ZM177 177H178V175H177ZM183 177H184V176H183ZM190 177H191V176H190ZM194 177H198V176H194ZM224 177H223V178H224ZM255 177H256V176H255ZM73 178H74V177H73ZM129 178H130V177H129ZM151 178L149 177V179H151ZM164 178H165V177H164ZM174 178H175V177H174ZM188 178H189V177H188ZM191 178L194 179L193 177H191ZM212 178H210V179H212ZM221 178H222V177H221ZM225 178H226V177H225ZM234 178H235V176H234ZM236 178H237V180H238V177H237V176H236ZM240 178H241V177H240ZM258 178H259V177H258ZM263 178H264V177H263ZM15 179H16V178H15ZM26 179H27V178H26ZM66 179H69V178H66ZM146 179H147V178H146ZM166 179H167V178H166ZM189 179H190V178H189ZM192 179H191L190 181H192ZM198 179H200V178H198ZM205 179H207V178H205ZM205 179H204V181H205ZM208 179H209V178H208ZM208 179H207V180H208ZM216 179H215V183L217 182L218 185H219V182H218V180L216 181ZM226 179H227V178H226ZM252 179H253V177H252ZM260 179H261V177H260ZM33 180H34V179H33ZM144 180H145V179H144ZM144 180H143V181H144ZM147 180H148V179H147ZM147 180H146V181H147ZM153 180H154V179H153ZM156 180H157V179L155 178V181H156ZM167 180H168V179H167ZM171 180H172V182L170 181V183L173 184V183H177V182L179 183V182H181L182 179H181L180 181H177V182H175V181L173 182V179H171ZM174 180H175V179H174ZM232 180H233V176H232ZM234 180H236V179H234ZM240 180H241V179H240ZM246 180H247V179H246ZM256 180H258V179H256ZM25 181H26V180H25ZM59 181H60V180H59ZM88 181H89V179H88ZM149 181H150V180H149ZM151 181H152V180H151ZM160 181H161V182H163V181L165 182V179H164L163 181H162V180H160ZM182 181H185V180H182ZM188 181H189V180H188ZM208 181H210V180H208ZM62 182H63V181H62ZM71 182H72V181H71ZM73 182H74V181H73ZM101 182H102V181H101ZM108 182H109V181H108ZM108 182H107V183H108ZM120 182H121V181H120ZM129 182H130V181H129ZM153 182H154V181H152L151 183H153ZM164 182H163V183H164ZM167 182H169V181H167ZM186 182H187V181H186ZM200 182H203V180L200 179ZM211 182H212V181H211ZM260 182H261V181H260ZM151 183H150V184H151ZM155 183H156V182H155ZM155 183H154V184H155ZM157 183H158V182H157ZM183 183H184V182H183ZM183 183L181 182V184H183ZM187 183H188V182H187ZM195 183L197 184V181H196ZM195 183H194V184H195ZM220 183H221V181H220ZM222 183H223V182H222ZM224 183H225V182H224ZM235 183H236V182H235ZM237 183H238V182H237ZM239 183H240V182H239ZM239 183H238V185H239ZM127 184H128V182H127ZM145 184H146V183H145ZM147 184H148V183H147ZM154 184H153V185H154ZM159 184H160V183H159ZM190 184H191V183H190ZM198 184H199V183H198ZM213 184H214V183H213ZM256 184H258V182H257ZM262 184H263V183H262ZM22 185H23V184H22ZM77 185H78V184H77ZM79 185H80V184H79ZM118 185H119V184H118ZM153 185L151 184V187H153ZM155 185H157V184H155ZM179 185H180V184H179ZM185 185H186V184L184 183V186H185ZM204 185H205V182H204ZM223 185H225V184H222V186H223ZM238 185H237V186H238ZM260 185H261V184H260ZM34 186H35V185H34ZM72 186H73V185H72ZM74 186H75V185H74ZM84 186H85V185H84ZM84 186H82V187H84ZM87 186H88V185H87ZM149 186H150V185H149ZM149 186H147V187H149ZM158 186H159V185H158ZM158 186H157V187H158ZM165 186H167V184H166ZM177 186H178V185H177ZM191 186H192V184H191ZM191 186H189V187H191ZM207 186H208V185H207ZM211 186H212V185H211ZM222 186H221V187H222ZM225 186H227V185H225ZM228 186H230V184H229ZM228 186H227V187H228ZM261 186H262V185H261ZM263 186H264V184H263ZM129 187H130V186H129ZM133 187H134V186H133ZM168 187H170V186H168ZM175 187H176V184H175ZM175 187H173V188H175ZM186 187H187V186H186ZM197 187H198V186H197ZM201 187H202V186H201ZM204 187H205V186H204ZM218 187H220V186H218ZM218 187H217V189H218ZM221 187H220V189H221ZM223 187H224V186H223ZM240 187H241V186H240ZM251 187H252V186H251ZM253 187H254V186H253ZM257 187H258V186H257ZM120 188H121V187H120ZM131 188H132V186H131ZM166 188H167V187H164V188H163V189H164V190H163L164 192H165ZM194 188H195V186H194ZM202 188H203V187H202ZM202 188H201V189H202ZM211 188H212V187H211ZM211 188H210V189H211ZM228 188H229V187H228ZM228 188H227V190H228ZM230 188H231V186H230ZM232 188H233V187H232ZM232 188H231V189H232ZM238 188H239V187H238ZM242 188H243V186H242ZM246 188H247V187H246ZM249 188H250V187H249ZM75 189H76V187H75ZM75 189H73V190H75ZM132 189H133V188H132ZM137 189H138V188H137ZM145 189H146V187H145ZM154 189H156L155 186H154ZM157 189H159V188H157ZM160 189H162V188H160ZM168 189H169V188H168ZM180 189H181V188H180ZM186 189H187V188H186ZM189 189H190V188H189ZM192 189H193V188H192ZM201 189H200V190H201ZM203 189H204V188H203ZM208 189H209V188H208ZM215 189H216V188H215ZM217 189H216V190H217ZM255 189H257V188H255ZM262 189H263V187H262ZM117 190H118V189H117ZM130 190H131V189H130ZM146 190L149 191V189H146ZM170 190H171V189H170ZM178 190H179V189H178ZM183 190H184V189H183ZM183 190H182V191H183ZM187 190H188V189H187ZM198 190H199V188H198ZM198 190H195V191H198ZM204 190H205V189H204ZM223 190H226V187H225L224 189H222V191H223ZM229 190H230V189H229ZM234 190H236V189H234ZM240 190H241V189H240ZM248 190H249V189H248ZM260 190H261V189H260ZM260 190H259V192H260ZM71 191H72V190H71ZM75 191H76V190H75ZM86 191H87V190H86ZM158 191H160V190H158ZM161 191H162V190H161ZM167 191H168V190H167ZM173 191H174V192L171 191V193H174V195H175V191H176V190H173ZM230 191H233V190H230ZM255 191H256V190H255ZM262 191L264 192V190H262ZM135 192H136V191H135ZM146 192H147V191H146ZM146 192H145V193H146ZM151 192H152V191H151ZM153 192L155 193L156 190H155V191L153 190ZM179 192H180V191H178V193H179ZM185 192H186V191H184V193H185ZM191 192H193V191H191ZM191 192H190V193H191ZM208 192H211V191H208ZM218 192H219V191H217V193H218ZM248 192H249V191H248ZM6 193H7V192H6ZM94 193H95V192H94ZM156 193H158V192H156ZM159 193H162V192H159ZM171 193H170V194H171ZM176 193H177V191H176ZM178 193H177V194H178ZM187 193H188V192H187ZM193 193H194V192H193ZM195 193H196V192H195ZM211 193H212V192H211ZM213 193H214V192H213ZM220 193H221V192H220ZM220 193H219V194H220ZM230 193H231V192H230ZM235 193H236V192H235ZM244 193H245V192H244ZM244 193H243V194H244ZM246 193H247V192H246ZM257 193H258V192H257ZM76 194H77V193H76ZM122 194H123V192H122ZM141 194H142V193H141ZM141 194H140V196H141ZM146 194H147V193H146ZM146 194H145V195H146ZM177 194H176L177 198L180 197V196H178V195L181 194V193H179L178 195H177ZM191 194H192V193H191ZM200 194H201V193H200ZM202 194H203V193H202ZM209 194H210V193H209ZM228 194H229V192H227V195H228ZM14 195H15V194H14ZM185 195H186V194H185ZM198 195H199V194H198ZM206 195H207V194H206ZM212 195H213V194H212ZM217 195H218V194H217ZM230 195H231V194H230ZM230 195H229V196H230ZM233 195H234V193H233ZM253 195H254V194H253ZM10 196H11V195H10ZM134 196H135V195H134ZM138 196H139V195H138ZM143 196H144V195H143ZM152 196H155V194L152 195ZM157 196H158V195H157ZM159 196H160V194H159ZM159 196H158V198H159ZM163 196H164V194L161 195L162 199H163ZM167 196H168V194H166V196H165L164 199H166ZM172 196H173V195H172ZM176 196H175V197H176ZM182 196H183V194H182ZM190 196L192 197L193 195H190ZM210 196H211V194H210ZM210 196H208V198H209ZM213 196H214V195H213ZM215 196H216V195H215ZM215 196L213 197L214 199H215ZM255 196H256V195H255ZM255 196H254V197H255ZM258 196H259V194H258ZM262 196H264V195H262ZM71 197H72V196H71ZM119 197H120V196H119ZM119 197H118V198H119ZM141 197H142V196H141ZM155 197H156V196H155ZM155 197H154V198H155ZM173 197H174V196H173ZM183 197H184V196H183ZM185 197H186V196H185ZM199 197L201 198V196H198V198H199ZM225 197H226V196H225ZM230 197H231V196H230ZM242 197H244V196H242ZM246 197L248 198V196H246ZM259 197H260V196H259ZM32 198L34 199V197H32ZM36 198H37V197H36ZM60 198H61V197H60ZM87 198H88V197H87ZM118 198H117V199H118ZM120 198H121V197H120ZM148 198H150V196L147 197L146 199L148 200ZM154 198H152L153 201L156 200V198H155V199H154ZM158 198H157V199H158ZM167 198H168V197H167ZM171 198H172V197H171ZM186 198H187V197H186ZM196 198H197V197H196ZM223 198H224V197H223ZM226 198H227V197H226ZM226 198H224V199H226ZM228 198H229V197H228ZM232 198H233V197H232ZM256 198L259 199L258 197H256ZM256 198H255V199H256ZM124 199H125V198H124ZM142 199H143V198H142ZM162 199H161V200H162ZM174 199H175V198H174ZM181 199H182V198H181ZM189 199H191V198H188V200H189ZM206 199H207V198H206ZM211 199H212V197H211ZM211 199L209 198L210 201H213V200H211ZM230 199H231V198H230ZM230 199H229V202L231 203ZM260 199H261V198H260ZM260 199H259V200H260ZM34 200H35V199H34ZM34 200L31 201V202H34ZM63 200H64V199H63ZM150 200H151V198H150ZM161 200H157V202H158V201H161ZM171 200H172V199H171ZM178 200H180V199L178 198ZM197 200H199V199H197ZM232 200H233V199H232ZM235 200H236V199H235ZM240 200H241V199H240ZM244 200H245V199H243L242 201H244ZM251 200H252V198H251ZM253 200H254V198H253ZM262 200H263V199H262ZM132 201L134 202V200H132ZM144 201H145V199H144ZM163 201H164V200H163ZM168 201H169V198H168ZM174 201H175V200H174ZM174 201H172V204H174ZM176 201H177V200H176ZM181 201H182V200H181ZM192 201H194V200H192ZM216 201H218V200H216ZM249 201H250V200H249ZM61 202H62V205H65V206H66V204H63L64 202H63L62 200H61ZM91 202H92V201H91ZM98 202H99V201H98ZM147 202H148V201H147ZM149 202H150V201H149ZM155 202H156V201H154L152 204H150V203H151V202H150L149 205H148V204H147V205H148L149 207H151V206H153V204H156V203H157V202H156V203H155ZM185 202H186V201H185ZM187 202H188V203H186V205H185L182 209H184V211H185V210L188 211L190 208L192 209V206H195V208L193 207V209H194L195 211H191V215L193 214L192 212H195L196 215H194V214H193V215H194L195 217H196V216L199 217V216L203 213V210H205V207L208 205V202H209V201H208V200L206 201V203H207V204L205 203L206 205H203L205 201H204L203 203H201V202H202V199H201L200 202H197V204H198V203H201V204L204 206V208H203V206H200V205H199V206H198V205L196 206V204L191 203L190 201H187ZM194 202H195V201H194ZM213 202H215V201H213ZM227 202H228V201H227ZM238 202H239V200H238ZM245 202L247 203L248 201L245 200ZM258 202H259V201H258ZM258 202H256V203H258ZM34 203H35V202H34ZM65 203H66V202H65ZM122 203H123V201H122ZM143 203H146V201L143 202ZM158 203H159V202H158ZM175 203H176V202H175ZM183 203H184V202H183ZM209 203H210V202H209ZM218 203H220V202H218ZM235 203H236V202H235ZM242 203H243V202H242ZM250 203H251V202H250ZM262 203H263V202H262ZM35 204H36V203H35ZM67 204H68V203H67ZM119 204H120V203H119ZM134 204H135V203H134ZM162 204H163V205H162ZM172 204L168 205V204L166 203V204L164 205V203H161V204H159V205H158V204H156V205H157V206H164L163 208L161 207L162 209L159 208V209L163 210L164 208L166 209L167 207L171 206ZM177 204H178V203H177ZM210 204H213V203H210ZM223 204H224V203H223ZM226 204H228V203H225V204L222 205L221 207H224ZM237 204H238V203H237ZM239 204H240V203H239ZM248 204H249V203H248ZM252 204H254V203H252ZM252 204H251V206H252ZM259 204H260V203H259ZM259 204H257V205H259ZM263 204H264V203H263ZM263 204H262V205H263ZM36 205H38V204H36ZM36 205H34V206L36 207ZM41 205H42V204H41ZM73 205H74V204H73ZM81 205H82V204H81ZM112 205L114 206V204H112ZM135 205H137V204H135ZM142 205H143V204H142ZM156 205H155V208L157 207ZM213 205H214V204H213ZM220 205H221V203H220ZM220 205H219V207H220ZM230 205H231V204H230ZM233 205H234V202H233ZM241 205H242V204H241ZM243 205H244V204H243ZM39 206H40V205H39ZM79 206H80V205H79ZM123 206H125V205H123ZM144 206H145V205H144ZM165 206H166V207H165ZM216 206H217V205H216ZM227 206H229V205H227ZM227 206H226V208H227ZM235 206H236V205H235ZM237 206H239V205H237ZM249 206H250V205H249ZM251 206H250V207H251ZM260 206H261V205H260ZM76 207H77V206H76ZM125 207H127V206H125ZM140 207H141V206H140ZM153 207H154V206H153ZM153 207L151 208V210L154 209ZM178 207H179V209H180L181 205L178 206ZM207 207H208V206H207ZM209 207H210V205H209ZM214 207H215V206H214ZM214 207H213V208H214ZM219 207H217V208H219ZM247 207H248V206H247ZM255 207H256V206H255ZM257 207H258V206H257ZM263 207H264V206H263ZM263 207H262V208H263ZM40 208H41V207H40ZM67 208H68V207H67ZM80 208H81V207H80ZM137 208H138V207H137ZM157 208H158V207H157ZM173 208H174V207H173ZM173 208L170 209L169 212H170L171 210H173ZM211 208H212V207H210L209 209L207 208L209 212H210V211L212 212L213 208H212V210H211ZM242 208H243V207H242ZM244 208H246V206H245ZM258 208H260V207H258ZM258 208H257V209H258ZM24 209H25V208H24ZM76 209H78V208H76ZM76 209H75L74 211H76ZM91 209H92V208H91ZM104 209H105V208H104ZM142 209H143V208H141V210H142ZM146 209H147V208H146ZM146 209H145V213H146V211H147ZM159 209H158V210H159ZM207 209H206L205 211H207ZM221 209H222V208H221ZM232 209H233V207H232ZM248 209H249V208H248ZM255 209H256V208H255ZM255 209H254V210H255ZM257 209H256V210H257ZM260 209H261V208H260ZM117 210L119 211V209H117ZM143 210H144V209H143ZM143 210H142V211H143ZM148 210H149V209H148ZM151 210H150L149 212H151ZM154 210H155L154 213H156V212H157L156 209H154ZM175 210H176V209H175ZM215 210L217 211V209H215ZM219 210H220V209H219ZM219 210L217 211L218 213H217L216 211H214L215 214H216V213L219 214L220 211H223V210H220V211H219ZM236 210H237V209H236ZM236 210H235V211H236ZM242 210H243V209H242ZM256 210H255V211H256ZM261 210H262V209H261ZM45 211H46V210H45ZM71 211H73V209H72ZM95 211H96V210H95ZM102 211H103V210H102ZM118 211H115V212H118ZM133 211H134V210H133ZM137 211H140V210L138 209ZM152 211H153V210H152ZM165 211H166V210H165ZM176 211H178V209H177ZM180 211L182 212L183 210L180 209ZM205 211H204V212H205ZM258 211H259V210H258ZM258 211H256V212H258ZM34 212H35V211H34ZM99 212H101V211H99ZM131 212H132V210H131ZM161 212H162V211H161ZM161 212L158 213L159 216H162V215H163V213H161ZM167 212H168V210H167ZM172 212H173V211H172ZM189 212H190V211H189ZM238 212H239V210H238ZM241 212H242V211H241ZM246 212H247V210H246ZM246 212H245V213H246ZM248 212H249V211H248ZM62 213H63V212H62ZM91 213H92V212H91ZM145 213H144V214H145ZM160 213H161V215H160ZM164 213H165V212H164ZM177 213H180V212H177ZM187 213H188V212H186V214H187ZM221 213H223V212H221ZM229 213H230V212H229ZM250 213H251V210H250ZM259 213H260V212H259ZM259 213H258V214H257V213H254V214L259 215ZM18 214H19V212H18ZM138 214H139V213H138ZM146 214H147V213H146ZM158 214L156 213L155 215H158ZM207 214H208V213H207ZM210 214H211V213H210ZM210 214H209V215H210ZM224 214H226V213L224 212ZM246 214H247V213H246ZM252 214H253V213H252ZM252 214H251V215H252ZM260 214H261V213H260ZM24 215H25V214H24ZM73 215H74V214H73ZM87 215H88V214H87ZM87 215H86V216H87ZM90 215H91V214H90ZM115 215H116V213H115ZM142 215H143V214H141V216H140V215H138V216L141 218ZM173 215H175V214H173ZM176 215H177V214H176ZM204 215H206V214L204 213L202 216H204ZM220 215H221V214H220ZM222 215H223V214H222ZM237 215H238V214H237ZM241 215H242V214H241ZM241 215H240V216H241ZM244 215H245V214H244ZM58 216H59V215H58ZM107 216H108V215H107ZM138 216L136 215V216H135V219H136V218L139 219ZM145 216H147V215H145ZM150 216H151V215H150ZM153 216H154V214H152V217H153ZM168 216H169V215H168ZM171 216H172V215H171ZM183 216H184V214H183ZM189 216H190V215H189ZM189 216H188V217H189ZM210 216H211V215H210ZM252 216H253V215H252ZM254 216H255V215H254ZM263 216H264V215H263ZM263 216H261V217H263ZM19 217H20V216H19ZM69 217H70V216H69ZM71 217H72V214H71ZM81 217H82V216H81ZM84 217H85V216H84ZM108 217H109V216H108ZM113 217H115V216L113 215ZM117 217H118V216H117ZM128 217H129V216H128ZM148 217H149V216H148ZM152 217L150 218V221L152 220ZM173 217H175V216H173ZM173 217H172V219H173ZM176 217H177V216H176ZM176 217H175V218H176ZM179 217H180V216H179ZM188 217H187V218H188ZM195 217H192V218H195ZM207 217H208V216H206V218H207ZM214 217H215V215H214ZM218 217H219V216L217 215V218H218ZM224 217H225V216H224ZM231 217H232V216H231ZM247 217H248V216H247ZM256 217H258V216H256ZM78 218H80V217H78ZM92 218H93V217H92ZM142 218L146 219L147 217L145 218L144 215H143ZM154 218H155V217H154ZM160 218H161V217H160ZM175 218H174V219H175ZM177 218H178V217H177ZM183 218H184V217H183ZM185 218H186V216H185ZM189 218H190V217H189ZM189 218H188V219H189ZM201 218H203V217H201ZM210 218H211V217H210ZM210 218H209V219H210ZM222 218H223V217H222ZM222 218H221V219H222ZM225 218H227V216H226ZM249 218H250V217H249ZM251 218H252V217H251ZM259 218H260V217H259ZM60 219H61V218H60ZM70 219H71V218H70ZM93 219H94V218H93ZM101 219H102V218H101ZM108 219H109V218H108ZM128 219H130V217H129ZM147 219H148V218H147ZM147 219H146V220H147ZM158 219H159V218H158ZM163 219H166V218H163ZM179 219H181V218H179ZM179 219H177V220H179ZM207 219H208V218H207ZM212 219H213V218H212ZM212 219H211V220H212ZM223 219H224V218H223ZM227 219H228V218H227ZM229 219H230V218H229ZM237 219H238V218H237ZM241 219H242V217H241ZM241 219H238V220H241ZM256 219H257V218H256ZM31 220H32V219H31ZM54 220H55V219H54ZM62 220H63V219H62ZM112 220H114V219H112ZM112 220H111V221H112ZM139 220H140V219H139ZM159 220H160V219H159ZM170 220H171V219H170ZM182 220H183V219H182ZM219 220H220V219L218 218L217 221H219ZM232 220H233V218H232ZM232 220H230V221L233 222ZM252 220H253V219H252ZM254 220H255V219H254ZM257 220H258V219H257ZM60 221H61V220H60ZM77 221H78V219H77ZM77 221L75 220V222H77ZM107 221H109V220H107ZM129 221H130V220H129ZM131 221H132V220H131ZM141 221H142V219H141ZM141 221H140V222H141ZM166 221H167V220H166ZM168 221H169V219H168ZM173 221H174V222H173L174 224H176V225L179 224V223L175 222L176 220H173ZM191 221H192V220H191ZM204 221H205V220H204ZM226 221H227V220H226ZM234 221H235V220H234ZM249 221H250V220H249ZM13 222H15V221H13ZM79 222H80V221H79ZM87 222H88V221H87ZM97 222H98V221H97ZM137 222H138V221H137ZM143 222H144V221H143ZM145 222H147V221H145ZM151 222H152V221H151ZM151 222H150V223H151ZM163 222H164V221H163ZM182 222H183V221H182ZM186 222H187V219H185V223H184V222L181 223V226H182V224H183V226L186 227V229H187V226L189 227V226L192 224V222H191L190 225H187V226H186V224H189L190 221H189V223H186ZM197 222H198V221H197ZM205 222H206V221H205ZM207 222H208V221H207ZM209 222H210V221H209ZM209 222H208V223H209ZM213 222H214V221H213ZM215 222H216V220H215ZM219 222H221V221H219ZM228 222H229V220H228ZM246 222H247V221H246ZM251 222H252V221H251ZM257 222L259 223V221H257ZM257 222H255V223H257ZM261 222H262V221H261ZM261 222H260V223H261ZM263 222H264V221H263ZM11 223H12V222H11ZM30 223H31V222H30ZM60 223H61V226H62L63 223H62V222H60ZM60 223H58V224H60ZM94 223L96 224V222H94ZM193 223H194V222H193ZM195 223H196V222H195ZM224 223H225V222H224ZM98 224H99V223H98ZM100 224H101V223H100ZM112 224H114V223H112ZM112 224H111V225H112ZM148 224H149V223H148ZM148 224H147V225H148ZM152 224H154V222H152L151 225H152ZM157 224H158V222H157ZM160 224H161V223L159 222L158 225H160ZM200 224H201V223H200ZM202 224H203V223H202ZM212 224H213V223H212ZM214 224L216 225V223H214ZM214 224H213V225H214ZM227 224H229V223H227ZM239 224H240V223H239ZM239 224H237V225H239ZM241 224H242V222H241ZM246 224H247V223H246ZM250 224H251V223H250ZM7 225H8V224H7ZM9 225H10V223H9ZM96 225H97V224H96ZM96 225H95V226H96ZM111 225H110V226H111ZM144 225H145V224H144ZM151 225H148V226H150L151 229H152V226H151ZM158 225H156V226H158ZM163 225H164V224H163ZM163 225H162V226H163ZM198 225H199V223H198ZM209 225H210V224H209ZM219 225H220V224H219ZM219 225H218V226L216 225V227H219ZM222 225H223V224H222ZM243 225H244V223H243ZM243 225H242V226H243ZM30 226H31V225H30ZM34 226H35V225H34ZM34 226H33V227H34ZM66 226H67V225H66ZM74 226H75V225H74ZM80 226H81V225H80ZM92 226H93V225H92ZM99 226H100V225H99ZM106 226H107V225H106ZM108 226H109V225H108ZM108 226H107V229H108ZM133 226H134V225H133ZM148 226H146V227L148 228ZM167 226H170V225H167ZM183 226H182V227H183ZM239 226H240V225H239ZM239 226H238V229H241V227L239 228ZM257 226H259V225H257ZM16 227H17V226H16ZM62 227H63V226H62ZM111 227H112V226H111ZM111 227H109V228H111ZM124 227H125V226H124ZM124 227H123V228H124ZM128 227H130V224L127 226V223H126V228H128ZM131 227H132V225H131ZM134 227H135V226H134ZM160 227H161V226H160ZM192 227H193V226H192ZM194 227H195V226H194ZM211 227H212V226H211ZM223 227H224V225H223ZM243 227H244V226H243ZM250 227H251V226H250ZM261 227H263V226H261ZM0 228H1V227H0ZM18 228H19V227H18ZM112 228H113V227H112ZM112 228H111V229H112ZM114 228H115V226H114ZM155 228H156V227H155ZM163 228H164V227H163ZM163 228H162V229H163ZM254 228H255V227H254ZM263 228H264V227H263ZM263 228H262V229H263ZM57 229H58V228H57ZM104 229H105V228H104ZM107 229H106V230H107ZM130 229H132V228H130ZM130 229H129V230H130ZM136 229H137V228H136ZM143 229H144V228H143ZM151 229H150V230H151ZM193 229H194V228H193ZM208 229H209V228H208ZM213 229H214V228H212V229L210 228V230H213ZM246 229H247V228H246ZM249 229H250V228H249ZM255 229H256V228H255ZM258 229H261V228L258 227ZM50 230H51V229H50ZM59 230H61V229H59ZM75 230H76V229L74 228V231H75ZM94 230H97V228L94 229ZM109 230H110V229H109ZM190 230H191V228H190ZM190 230H187V232L190 231ZM222 230H223V229H222ZM241 230H242V229H241ZM16 231H17V230H16ZM61 231H62V230H61ZM77 231H78V230H77ZM107 231H108V230H107ZM123 231H124V230H123ZM125 231H126V230H125ZM159 231H160V230H159ZM193 231H194V230H193ZM224 231H225V230H224ZM247 231H249V230H246V232H247ZM255 231H256V233H257V230H255ZM29 232H30V230H29ZM105 232H106V231H105ZM109 232H110V231H109ZM111 232H113V231H111ZM133 232H134V231H133ZM167 232H168V231H167ZM170 232H171V231H170ZM174 232H175V231H174ZM185 232H186V230H185ZM210 232H211V231H210ZM227 232H228V229H227ZM229 232H230V231H229ZM243 232H244V231H243ZM260 232H262V231H260ZM260 232H259V233H260ZM15 233H16V232H15ZM91 233H93V232H91ZM95 233H96V232H95ZM134 233H135V232H134ZM151 233L154 234V233H156V232H151ZM158 233H159V232H158ZM172 233H173V231H172ZM189 233H190V232H189ZM214 233H215V232H214ZM214 233H213V234H214ZM221 233H222V231H221ZM223 233H225V232H223ZM254 233H255V232H254ZM75 234H76V233H74V235H75ZM88 234H89V233H88ZM106 234H107L106 236H109V235H108V234H109L108 232H106ZM156 234H157V233H156ZM182 234H183V233H182ZM213 234H212V235H213ZM225 234H226V233H225ZM91 235H92V234H91ZM93 235H94V234H93ZM111 235H112V234H110V236H111ZM121 235H122V234H121ZM136 235H137V233H136ZM136 235H135V237H136ZM160 235H161V234H160ZM173 235H174V234H173ZM176 235H177V234H176ZM178 235H179V234H178ZM186 235H187V234H186ZM206 235H207V234H206ZM206 235H205V236H206ZM212 235H211V236H212ZM251 235H254V234H250V235L248 234V236H251ZM260 235H261V234H260ZM260 235H259V236H260ZM28 236H29V235H28ZM60 236H61V235H60ZM72 236H73V235H72ZM94 236H95V235H94ZM122 236H123V235H122ZM150 236H151V235H150ZM152 236H153V235H152ZM152 236H151V238H152ZM154 236H155V235H154ZM154 236H153V237H154ZM167 236H168V238H169L170 235H167ZM179 236H180V235H179ZM208 236H209V235H208ZM218 236H220V234H219ZM225 236H226V235H225ZM263 236H264V235H263ZM45 237H46V236H44V238H45ZM89 237H91V236L89 235ZM123 237H124V236H123ZM138 237H139V236H138ZM140 237H141V236H140ZM157 237H160V236L157 235ZM157 237H156V238H157ZM214 237H215V236H214ZM226 237H227V236H226ZM226 237H225V238H226ZM254 237H255V236H254ZM257 237H258V236H257ZM261 237H262V236H261ZM48 238H49V237H48ZM50 238H51V237H50ZM69 238H72V237L69 236ZM74 238H75V237H74ZM93 238H94V237H93ZM102 238L104 239L103 236H102ZM121 238H122V237H121ZM181 238H183V237L181 236ZM188 238H189V237H188ZM206 238H207V237H206ZM227 238H228V237H227ZM252 238H253V237H252ZM263 238H264V237H263ZM30 239H31V237H30ZM45 239H46V238H45ZM85 239L87 240V238H85ZM94 239H95V238H94ZM94 239H93V240H94ZM100 239H101V238H100ZM107 239H108V237H107ZM107 239H105V244H107L108 241H109V240H107ZM112 239H113V238H112ZM134 239H136V238H134ZM138 239H139V238H138ZM152 239H154V238H152ZM157 239H158V238H157ZM209 239H211V240H210L211 242L209 243V242L207 241L206 243H208V246H209L210 248L206 247L207 249H206L203 253L200 254V252H196L198 249H200V248H197L196 250H194L196 253H195V252H194V253H191V251H186V252H184V253L182 252V253H179V254H177V255L174 254L175 256H169V255L166 254L165 250H166L167 248H165V249L162 248V245H161V243H160V242H163V240H162V241H159V239H158L159 243H158L157 240H156L157 242L153 243V242L155 241V239H154V241H151V239L148 238L147 240H144V241H139V240H137V241H134V242H132V243H130V244H129V241H128V244L126 245V247L123 246V250H122L121 248H119L121 251H120V250H119V251L117 250V255H118V252H119V255H118V258L116 259L115 262H113V263H111V261L108 262L107 259H108V257H110V255H109L106 259H105L104 257L100 256V259L97 258V260H98V259H99V260H98V261L96 260V263H95L94 260H93V261H92L93 263H90V264H174V262L172 261V260H174V259H177L176 261L174 260V261H175V264H176V263H177V264H229V263L231 262V261H230V260H231L230 258L233 256V254H232V256L229 254L231 251H230V252L228 251V253L225 251V252L227 253L226 255H224L225 252L223 253V255H222V253L220 254V253H219L218 246L216 245L215 241L212 240L213 238H209ZM209 239H208V240H209ZM223 239H224V238H223ZM232 239H234V238H232ZM250 239H251V238H250ZM12 240H13V239H12ZM47 240L49 241V239H46V241H47ZM73 240H74V239H73ZM88 240H89V238H88ZM93 240H92V241H93ZM106 240H107V241H106ZM126 240H127V239H126ZM131 240H132V239H131ZM131 240H130V241H131ZM182 240H183V239H182ZM260 240H261V239L259 238V241H260ZM71 241H72V239H71ZM71 241H70V244L72 243L71 245H73L74 242H71ZM94 241H95V240H94ZM168 241H169V239H168ZM168 241H167V242H168ZM179 241H180V240H179ZM196 241H197V239H196ZM202 241H203V240H202ZM216 241H218V240H216ZM223 241H224V240H223ZM230 241H231V240H230ZM230 241H229L228 243H231ZM250 241H251V240H250ZM88 242H89V241H88ZM88 242H87V243H88ZM95 242H96V241H95ZM106 242H107V243H106ZM109 242H111V241H109ZM174 242H175V241H174ZM199 242H200V241H198V243H199ZM253 242H255V241H253ZM262 242H263V241H262ZM32 243H33V241H32ZM60 243H61V242H60ZM60 243H58V244H60ZM82 243H83V242H82ZM82 243H81V244H82ZM84 243H85V242H84ZM200 243H203V242H200ZM218 243H220V241H219ZM221 243H222V241H221ZM221 243H220V244H221ZM17 244H18V243H17ZM21 244H22V243H21ZM47 244H49V243H47ZM51 244H52V243H51ZM58 244H57V246H58ZM91 244H94V242H93V243L91 242ZM109 244H110V243H109ZM112 244H114V242H113ZM233 244H234V243H233ZM256 244H257V243H256ZM1 245H3V244H1ZM74 245H75V243H74ZM79 245H80V244H79ZM88 245H89V244H88ZM94 245H95V244H94ZM103 245H104V243H103ZM198 245H200V244H198ZM201 245H202V244H201ZM206 245H207V244H206ZM222 245H223V244H222ZM229 245H230V244H229ZM231 245H232V244H231ZM231 245H230V246H231ZM236 245H238V244H236ZM75 246H77V245H75ZM97 246H98V245H97ZM110 246H111V245H110ZM182 246H183V244H182ZM226 246H228V245H226ZM232 246H233V245H232ZM48 247H49V246H48ZM78 247H79V246H78ZM102 247H103V246H102ZM167 247H168V246H167ZM169 247H170V246H169ZM172 247H173V246H172ZM191 247H192V246H191ZM223 247H225V246H223ZM228 247H229V246H228ZM235 247H236V246H235ZM254 247H255V246H254ZM89 248H90V247H89ZM97 248H98V247H97ZM117 248H118V247H117ZM204 248H205V247H204ZM221 248H222V246H221ZM0 249H1V247H0ZM50 249H51V248H50ZM75 249H77V248H75ZM79 249H80V248H79ZM79 249H78V251H80ZM93 249H94V248L91 247L90 250H93ZM101 249H102V248H101ZM170 249H172V248H170ZM176 249H177V248H176ZM232 249L234 250L235 248L233 247ZM255 249H256V247H255ZM261 249H263V247H262ZM72 250H73V249H72ZM172 250H173V249H172ZM172 250H171V251H172ZM190 250H191V249H190ZM200 250H203V245H202V247H201ZM224 250H225V249H224ZM226 250H228V249H226ZM230 250H231V249H230ZM233 250H232L231 253L234 252ZM236 250H237V249H236ZM252 250H253V249H252ZM94 251H95V250H94ZM180 251H181V250H180ZM198 251H199V250H198ZM240 251H241V250H240ZM20 252H21V251H20ZM102 252H103V251H102ZM115 252H116V251H115ZM222 252H223V251H222ZM242 252H243V251H242ZM245 252H246V250L244 251V253H245ZM248 252H249V250H248ZM52 253H53V252H52ZM110 253H111V252H110ZM244 253H243V254H244ZM262 253H263V252H262ZM28 254H29V253H28ZM93 254H94V253H93ZM113 254H114V253H113ZM113 254H112V256H113ZM168 254H169V252H168ZM170 254H171V253H170ZM238 254H239V253H238ZM246 254H247V253H245V255H246ZM66 255H67V254H66ZM66 255H65V256H66ZM68 255H69V254H68ZM76 255H77V254H76ZM78 255H79V254H78ZM81 255H82V254H81ZM105 255H107V254H105ZM229 255H230L231 257H230ZM247 255H248V254H247ZM263 255H264V254H263ZM3 256H4V255H3ZM47 256H48V255H47ZM69 256H70V255H69ZM84 256H85V255H84ZM236 256H237V255H236ZM236 256H235V257H236ZM1 257H2V256H1ZM101 257L104 258L105 260H102ZM235 257H234V258H235ZM238 257H239V255H238ZM242 257H245V256H242ZM21 258H22V257H21ZM85 258H86V257H84L83 259H85ZM234 258H232L233 261H234ZM239 258H241V257H239ZM248 258H249V257H248ZM251 258H252V257H251ZM263 258H264V257H263ZM263 258H262V259H263ZM42 259H43V258H42ZM79 259H80V258H79ZM16 260H17V259H16ZM18 260H19V259H18ZM65 260H66V259H65ZM68 260H70V258H69ZM77 260H78V259H77ZM81 260H82V258H81ZM237 260H238V259H237ZM247 260H248V259H247ZM36 261H37V260H36ZM40 261H41V260H40ZM40 261H39V262H40ZM79 261H80V260H79ZM228 261H229V263H228ZM29 262H30V261H29ZM33 262H34V260H33ZM90 262H91V260H90ZM37 263H38V262H37ZM85 263H87V262L85 261ZM231 263H232V262H231ZM243 263H244V262H243ZM251 263H253V261H252ZM254 263H255V262H254ZM10 264H11V263H10ZM29 264H31V263H29ZM82 264H84V263H82ZM244 264H247V263H244ZM257 264H258V263H257Z\"/></svg>","mask_w":264,"mask_h":264}]
</instances>
